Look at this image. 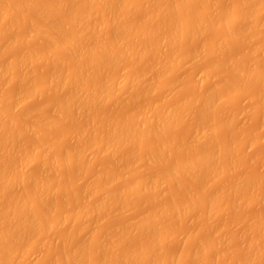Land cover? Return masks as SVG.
Listing matches in <instances>:
<instances>
[{"label":"rangeland","instance_id":"1","mask_svg":"<svg viewBox=\"0 0 264 264\" xmlns=\"http://www.w3.org/2000/svg\"><path fill=\"white\" fill-rule=\"evenodd\" d=\"M20 1L21 0H0V25L3 23V25L0 26V111L4 112V110L5 111L7 110L6 112L9 115L8 116L7 113H5V112L4 113L0 112V124H1V126H0L1 127V130H0V141H1L0 142V160H1L0 161V169L2 167H3V169H5V168L7 169V170L6 169L5 170H6L7 175H9L11 177V181L14 178V180L12 181L14 183L13 184L11 183L12 185H9V186L5 187L4 189L0 188V211H1V208H3V207L5 208V206H6L5 209L7 211L4 213L3 211H5V209H2V211L0 213V225H2V226H0V230H3V229L10 227V226L11 227L15 226V224L17 223V220L19 221V219L21 218V216L23 214L24 215L26 214V216L31 220H33L34 217H35V219L39 218L40 215H42L44 213L47 215V217L49 216V218L51 220H53L59 214L58 216H60L59 217L60 221L58 223H56L54 226H52L51 228H46V230L40 229L38 232H36V234L35 233H31V235L27 234L26 236L20 237V239H18V240L10 241L11 244L17 245L18 250L15 251V253H13L12 256L9 255V258L7 259L8 261H5V263L7 262L6 264H8V262H9V264H17V263L18 264H28V263L29 264H31V263L32 264L33 263L34 264H100L99 262L102 261L103 257H105L103 259L105 261H103V263H101V264H104V262L107 263L106 261H108V263H109V261H111V257L114 256V251L116 250L115 248L118 247L119 246L118 244L122 241V243H121L122 247H121V245L118 247V249H117L118 253L117 254L123 255V253H121V250L119 252V248H123V250L127 254H129V255H131V253L136 254L138 256V258L133 259L129 256H125L126 253L122 250L124 252L123 257L125 256L126 258L128 257V259L131 258L133 260L139 259V261H141L140 258H142L140 256L144 255L143 251H145L147 244L151 245L152 243H154L155 245H152L150 250H152V251L156 250V252H158V253L155 252L156 254L155 253L152 254V256H153L152 258H162V256L164 258L165 257L169 258L171 256V257H174V259H175V257L180 256L179 258L178 257L176 258V259H178V262H176L177 261L176 260L174 263L170 262L171 264H199V262H200V264H237V263L238 264H264V258H263L264 257V253H263L264 252V250H263L264 249V231H263L264 228H262V226H263L262 222L264 221L263 220L264 219L263 218L264 217V214H263L264 213V203H263L264 199L262 197H261V199H259V197H258V194L260 192L262 193L264 191V181H263L264 180V178H263L264 177V104H263V102H264V78L261 79V77H258V78H254V79L249 78L248 80L245 79L246 80L245 83L243 80L244 86L242 85V83H240V84L243 87L240 84H239L240 86L237 85V87L239 86V88L240 87L241 88L240 89L237 88L239 90L237 91V89H236L235 93L232 91V88L235 86H233L231 88V86L234 83V82H232V79H234L235 77L237 78L239 73L241 76V73L243 72L242 74H244L246 72V70L248 72H252V70L255 71V69L261 68V69H259V71L264 69V54L262 55V53H263L262 50L264 51V0H253L252 2H250V4L251 3L252 4L249 5V7H248L249 8V11H248L249 17L245 18L244 20L240 19V21L238 20V22L232 23V25L234 24L233 26L232 25L229 26L230 30H232V31L234 30V32L237 31V33H236L237 37H235V41H233L232 43L231 42L228 43L225 40L227 38L226 36H228L227 35L228 30H227L226 22L231 16H234L239 12L240 4H242L243 0H210V1L209 0H195V3L191 4L192 6H189V7L184 6L179 10V12L177 10L176 12L174 11L173 13H170L171 18H170V16L168 18H167V16L164 17V15L160 16V14H163V12H161L159 14V16H157V15L155 16V19L153 16H151V15H153L151 13H153V12L155 13L156 10H159V8L158 9H156V8L160 5L159 4L160 2H161V4L163 1L167 2L168 5L173 3L172 5L174 7L177 4L178 0H160V1L159 0H153V1L152 0H142V1L137 0L138 2H140V3H138V2L136 3L139 5V7L137 6L138 9L135 7L136 9L133 8L130 10H125L124 6H122L123 3L121 5V2H119L120 5H118V7L114 8V6H113V8L115 9V11L113 13H112V11L114 9L112 7H110V8L113 10L108 8L109 10H111L110 13L114 14L113 17L116 18V19L114 18L116 20L115 21L113 19V17H111V19H113V21H114V22H112V21L111 22L114 24L116 22L117 25H113V27L116 26V28H114V31H115V29H116L115 32L119 33L121 31L122 35L125 33V31H128L129 25L132 26L131 28H133V26H134V28L135 27L138 28L139 31H137V33H136V31L133 32L134 34L132 33L133 35H131V37H130L131 39L128 38V39L124 40L126 42V44H125V42L122 43L121 41H119L120 38H119V40H117V41H119L118 43L121 42L120 43L121 45L125 44L126 47H128V46L130 47V49L129 48H127V49H129V50L132 49L133 51H135V53H134L131 50V52L133 53V56L130 58H129V56H126L128 58L123 56V57H121V58H123V60H121V58H120L119 62L113 60V62H115V63L111 62L112 63L111 64L109 62L111 66L108 64L109 68L107 66H105V67H103L104 70L102 69L103 71L99 72V70H101L99 67H101L102 65L99 64L100 66H97L98 64L96 65V63L94 65V67L96 68V66H97L99 68V70L94 71V69H95L94 67H93L94 69L89 70L90 67H88V66H92V65L91 64L87 65V64H89L90 61L92 62L93 60H91V59L95 58L97 55L95 54L94 55L95 57H93L92 54H90V55L88 54L90 51L88 52L86 50L88 52L87 53L88 55L87 54L84 55L82 58H85V59L80 58L81 60H83V61H81V60L80 61L81 62L88 61V62H86L87 64H85V65H87V67H85L83 65L82 69L88 68L89 71H93L94 73L91 74L87 71H86L87 73H85V71L83 73L82 72L76 73L78 75L80 74V76L82 73V77L77 76L76 74L74 75L75 78H77V79L80 78L79 84H78V80H77V82L75 80V82L77 83V85L75 84L76 86L74 85V87H73V86H71V84L67 86L66 84L64 85V83H63L62 85H60V87L58 86L57 89L54 88L55 86L53 87V86H49L50 84L48 85V83H49L48 81H50L49 80L50 77H54V75L52 74L53 70L56 71L59 68L60 71H56V72L53 71V72L59 73L58 75L61 77V79L58 77V75H56L55 77L56 78L58 77L57 79H59L60 81L62 80L61 81V83H62L64 80L63 78L66 77L67 73L69 72L68 70H70L72 67L74 68V66L76 67L78 65L77 63L79 62L78 61L79 57L82 56L84 52L86 53L85 49L83 51V48H85V47L88 48L90 46L94 47V46L100 44L103 41L102 38L104 37L105 34H106V36L108 35L107 40L104 39L107 42H105V43H103L104 41L102 42L105 46H108L106 44L110 45L112 43L113 36L117 37V35L113 34L114 32H113V27H111L112 25H109L111 23L108 22L111 20L109 17L112 14L108 17L109 18L108 19L107 18V16L109 15L108 11L103 12L104 14L106 13V15H104L101 12L102 10H100V12L102 14H99L100 12H98V11H97V14H95V13L92 14V11H91L90 14H92V15L91 16L88 15L91 18L88 17L89 20L87 18L85 19V17H83L84 13L86 12L85 13V16H86V14H89V12H90L89 11L90 7L88 8L87 4L85 2H87V3L92 2V0H90L89 2H88V0L87 1L85 0L84 3L86 5H84V6L81 5V8L83 9V7H85V11H84L82 17L85 19L84 21L87 20V22H84L87 24L85 26L82 25L80 27L79 26L80 23L79 24L77 23L78 25L75 23L74 24L69 23L67 25L66 23H64V22L62 23L61 21H60L61 23H58V20H62L63 17L67 18L66 11L68 9V6L65 7L66 8L65 9L66 11H65V10H63V7L65 5L61 6L62 9L59 8L58 5H61V4L67 3V2L69 3L71 0H61V1H59V0H31L30 2L32 4L34 1L36 3L34 2V4L31 5V9H30V7H28L25 10L23 8L21 9V7L19 9L18 5H19ZM81 1L82 0H74L73 3H70V4H74L73 5L74 7H71V6H69V7L73 8V9L77 8L76 7L77 4L80 3ZM53 3L55 5L57 4L59 9ZM12 4H13L14 10H12L11 13L8 12L9 14H6L7 15L6 16L5 15V13H6L5 9L7 8L6 6H9ZM40 4L43 6H41ZM75 4H76V6H75ZM148 4H150V5H148ZM140 5L142 7H145V8H141ZM172 5H170V6H172ZM89 6H92V5H89ZM94 6H92V7H94ZM115 6H117V5H115ZM212 6H214L216 8H214ZM227 6H229V7H227ZM48 7H49V9H48ZM86 7H87V9H86ZM152 7H154V8H152ZM193 8H195V9H193ZM231 8H233V9H231ZM91 9L92 10L94 9V11H96L95 8H91ZM117 9H118V11H117ZM146 9H147V11H146ZM58 10H60V11L58 12ZM76 10L77 9H75V11L74 10H72V11H74L75 13H78L79 11L76 12ZM86 10L88 11V13ZM104 10H106V9H104ZM211 10H212V12H211ZM62 11L65 12V14L61 13ZM80 12H82V10ZM177 12L181 13V15L180 14L178 15ZM204 12H206L207 20H206V24H205L204 28L199 30L200 35H199L198 31L194 34L182 35V37L181 36L179 37L175 33L176 27L177 28L181 27V24L184 23V21H189V20H187L189 18L191 20L195 19V21H197L198 19H196V18H198L201 15L202 16L205 15ZM213 12H214V14H213ZM49 13H51L52 15ZM56 13H58L59 15ZM176 13H177V15H176ZM164 14L168 15L166 13H164ZM231 14H233V15H231ZM146 15H148V16H146ZM228 15H229V17H228ZM45 16H46V18H44ZM218 16H220V17H218ZM51 17H52V19H51ZM53 17H54V19H53ZM104 17L108 19V21H106L107 24H106V22H104L105 21ZM151 17H153V18H151ZM177 17H178V19H177ZM224 17H225V19H224ZM122 18H124V19H122ZM166 18L167 19L170 18V20L167 21L168 23L166 22ZM50 19L55 20L54 22H56V19H57L56 23L61 24L60 25L61 29L57 25L56 26H57V28H59L62 31V33H55V35L59 34V35H63V37H65V35L68 34L69 37H72V36H70L69 33L74 32L75 35H73L74 34L73 33L72 34L73 36L76 37L77 36L76 33L78 34V36H80V38H77V39H79L78 40L79 43H77L76 44L77 46L74 47L76 50L74 51L72 49V46L70 47V49H72L74 51V52L73 51L72 52L74 54H77L76 58L72 52H71L72 56L69 55L70 53H68V51L62 52L61 54L59 53L58 54L59 56L58 55L53 56L56 58L58 57L59 59L61 58L60 61L58 63H56V64H58V67L56 66L57 69L53 68V65H55V64L52 65L51 63H53L52 62L53 60L52 61L50 60V58H53L52 57L53 51H51L52 47H53V45H55L57 43H55L53 41L54 44L51 45V43H53V42L50 43V41L48 42L44 38L48 34L47 33L44 36V34L46 33L45 30L47 31V29H45V27H47V23L50 22ZM176 19H177V22L175 23ZM246 19H247V21H246ZM66 20H68V19H66ZM118 21H119V23H118ZM192 21H194V20H192ZM192 21H189V22L191 23ZM195 21L193 23H191L192 27H193V24L195 23ZM132 23H135V24L133 25ZM70 24H73V26L75 25L74 30H73V28H71L73 26ZM103 24H105L106 26L103 27ZM171 24H173V25H171ZM184 24H186V23H184ZM160 25H162V26H160ZM174 25H176V27ZM195 25L196 24H194V26ZM32 26L39 28V30L42 26L43 32L40 31L41 34H40V32L39 33L31 32V29L33 28ZM62 26H64V27H62ZM83 26H84V28H87V29L83 28V30H82L81 28ZM134 28H133V30H135ZM148 28L150 30H154V37L152 39H150L149 36L147 38V33H145V32H147ZM173 28H174V31H173ZM241 28H243V29H241ZM75 29H76V31H75ZM131 30L129 29L130 34H131ZM61 31H59V32H61ZM158 31H159V33H158ZM171 31L174 32V34L172 36H170V34H169V32L171 33ZM30 32L33 34L31 35ZM52 32H54V31L52 30ZM52 32L50 33V31H49L50 34H52ZM108 32H110L111 34L110 33L107 34ZM35 34H37L38 36ZM39 34H40V36H39ZM119 34H118V36H119ZM125 34H124V36L126 37L127 34L126 35ZM130 34L128 33L129 36H130ZM236 34H235V36H236ZM52 35H54V34H52ZM134 35H137V36H134ZM174 35H176V36H174ZM106 36H105V38H106ZM63 37H61V38H63ZM116 37H114V42L117 39ZM122 37H121V39H122ZM125 37H123V39H125ZM61 38L59 36L56 39L60 40ZM138 38H139V40L140 39L141 40L139 41ZM178 38L182 39V40L179 41ZM51 39H53V38H51ZM67 39L68 38H66V39L63 38V40L61 39V41H59L58 44L59 43L61 44L64 40L66 41ZM173 39L175 41H173ZM127 40H128V42H127ZM142 40L144 42H142ZM162 40L164 43L161 44ZM217 40H218V42H217ZM78 41H76V42H78ZM117 41H116V43H117ZM156 41L160 42V43H156ZM209 41L211 43H209ZM98 42H100V43H98ZM212 42H213V44H212ZM139 43L141 45H139ZM149 43H150V45H149ZM216 43L217 44L220 43L219 46L222 49H220L219 46L216 45ZM158 45H159V47H158ZM164 45H165V47L167 46V48H163ZM168 45H172V46H168ZM67 46L68 47L70 46L69 43L68 44L66 43V46L64 47V49ZM115 46H118V44ZM120 46L117 48L115 47L114 49H116L117 52L121 51L124 47H122V46L120 47ZM160 46H162V47H160ZM31 47L33 48V50ZM49 47H51V48H49ZM56 47H53V50L56 49ZM61 47H63V45ZM61 47L60 48L58 47L59 48L57 50L58 52H61L60 51L62 49ZM126 47H125V51H127ZM224 47H226V48L224 49ZM43 48H45V49H43ZM92 48H91V51H92ZM142 48H144V50ZM151 48H153V49L151 50ZM199 48H201V49H199ZM67 49L69 50V52L71 51L69 48H67ZM139 49H142V51L141 50L139 51ZM174 49H175V52H174ZM48 50L50 52H48ZM65 50H63V51H65ZM165 50H167L168 52ZM172 50H173V52H172ZM250 50H251V52H250ZM254 50H255V52H254ZM33 51L37 54H35ZM107 51L109 53L110 51H112V48L108 47ZM153 51H154V53H153ZM32 52H33V54H32ZM117 52H116V55H118V53H119V52L118 53ZM124 52H122V53H124ZM139 52H140V54H139ZM92 53H93V51H92ZM104 53H105V55L108 54L105 52V49H104ZM141 53H143V55ZM147 53L149 55H147ZM177 53H178V55H177ZM196 53H197V55H196ZM222 53H223V55H222ZM101 54H103V53H101ZM101 54L99 56H101ZM110 54H112V53L110 52ZM164 54H166V55H164ZM172 54H173V57H172ZM23 55H25V56H23ZM60 55H62L64 57H62ZM68 55H69V58H67ZM105 55H104V58L106 57ZM116 55H114V57H117V59H118L119 58L118 56H120V55H118V56H116ZM240 55L242 57H240ZM157 56H159V57H157ZM182 56H184V58ZM230 56H232V57H230ZM236 56H239V58H237ZM101 57H103V55ZM139 57H140V59H138ZM171 57L172 58L175 57L173 59L175 61H172L173 64H175V65H173L170 62ZM186 57H188V58H186ZM58 58H57V61H58ZM131 58H132V60H131ZM53 59H55V58H53ZM156 59H157V61H156ZM166 59L169 60V64H171V65H168L169 66L168 67L167 65L164 66L162 63V64H160V66L163 65V67H160L158 65L159 62L168 61ZM177 59H179L180 62ZM29 60L31 61V63L29 62ZM239 60H241V61H239ZM57 61H54V62H57ZM234 61H236V62L238 61L239 62V63L237 62L238 65L232 64V62H234ZM252 61H253V63H252ZM92 63H94V62H92ZM118 63H120V64H118ZM147 63H148V65H147ZM177 63L181 64V65L178 66ZM258 63H260V64H258ZM164 64H165V62H164ZM166 64H168V62ZM261 64H262V66H261ZM104 65H106V63ZM252 65L253 66L256 65L255 68ZM218 66H220V67H218ZM172 67H174V68H172ZM234 67L237 71L236 70L233 71ZM76 68H78V67H76ZM76 68H74V72H78L75 70ZM157 68H159L161 70H159ZM215 68H217V69H215ZM79 69H80V67H79ZM141 69H142V71H140ZM147 69H149V70H147ZM208 69L210 70V74H209ZM130 70L134 71V72L138 71L137 74L140 71L141 73L138 75L141 77L140 78L138 77L139 79L134 78V79H136L135 82H134V79L133 80L131 79L128 81V83H126V84L123 83L125 85L121 84L120 83L121 81L118 82L119 80H117V79H120L121 77H122L121 79H123L124 78L123 75L125 73H130L131 72ZM80 71H82V70L80 69ZM124 71H125V73H124ZM70 72H73L72 69ZM169 72H171V73H169ZM218 73H220V74L218 75ZM50 74H52V75H50ZM222 74H223V76H222ZM236 74H238V75H236ZM69 75H72V74L70 73ZM104 75H106V78ZM74 76L72 75V77H74ZM91 76H92V78H91ZM96 76H98V77H96ZM143 76L144 77L146 76V77L142 78ZM232 76H234V77H232ZM67 77H66V79H68ZM85 77H87V78H85ZM94 78L95 79L98 78V79H96L97 83L101 82V81H99L100 78L103 80L105 78L106 81H108V82L112 81L111 83H114L113 80H116V82L123 85V87L121 88V86L119 84L118 86H120L121 90L119 89V91H117V92L116 91L114 92V90H112L115 93V95H114L115 97L113 96V99L112 100L110 99L109 102H107L108 100L104 101L103 99L102 100L100 99L99 100L100 103H99V101L97 102L96 100L93 103L92 102L93 98H91V101H89V102H92V103L88 104L87 106H85V104H83L84 107L82 104L79 106V104L81 102L78 104L79 107H75V106H77V105H75L73 108L70 107L71 108L70 110L68 107L67 108L57 107V104L59 102H61V100H63V98L66 99V98L70 97L71 93L75 95V93H73L74 91L76 92V90H78L77 94H78V92H81L83 89H81V91H80V88H82V86H85V83L87 85L86 87H88L89 84L92 85L91 82L95 81ZM236 78L233 81L238 82V80ZM72 80H74V78H72ZM81 80H83V81H81ZM141 80H143V81H141ZM138 81H140V82H138ZM248 81H250V82H248ZM103 82H102V85H105V82L104 83ZM137 82L140 84L138 85ZM175 82H177V83H175ZM231 82H232V85H231ZM97 83H96V85H97ZM144 83H145V85H144ZM170 83H172V85ZM174 83L176 85H174ZM236 83H234V84L236 85ZM46 84H47V86H46ZM216 84H218L219 86ZM220 84H222V86H220ZM93 85H95V84H93ZM98 85H100V84H98ZM98 85H97V87H95L96 89H98ZM61 86H63V88ZM106 86H108V83ZM168 86L169 87L172 86V87L169 88ZM52 87H53V89H52ZM112 87H116L115 83H114V85H112ZM112 87H110V88H112ZM215 87H216V89H215ZM83 88H85V87H83ZM105 88H107V87H105ZM100 89H101V87L99 88L98 91H100ZM108 89H109V87H108ZM234 89L235 88H233V90ZM212 90H214V91L217 90V91H215V93H214V91H212ZM101 91H102V89H101ZM110 91H111V89H110ZM129 91L130 92L132 91V92L130 93ZM211 91L214 94V95L213 94H211V95L215 96V94H216V97H217V93H219L218 95H220V97L218 96L219 97L218 99H216L214 102H211V104H209V106H210L209 108L205 107L206 109L203 110L204 106L202 109L200 108L201 106L198 107L199 104H197V101H200L203 98L208 97L206 95L211 93ZM228 91L230 94L228 93ZM102 92H104V91H102ZM113 92H110V93H113ZM221 92H222V94H221ZM69 93H70V95H67ZM82 93L84 94L83 91L80 94L83 95ZM128 93L130 94V96H128ZM135 93H137V94H135ZM116 94H117V96H116ZM224 94H225V96H223ZM231 94H233V95H231ZM84 95L86 96L87 94L85 93ZM84 95L82 97L78 96L77 99L81 100V98H83ZM112 95H111V98H112ZM76 96H74V97H76ZM131 96H132V99L134 98L133 100L131 99ZM136 96H137V98H136ZM228 96H230V97H228ZM188 97H190V98H188ZM196 97H198L199 99L198 100L196 99L197 101H195L196 103H194L195 105H193L192 101L195 100ZM201 97H203V98L200 99ZM115 98L116 99L118 98V99L116 100ZM258 98H259V100H258ZM24 99H25V101H24ZM89 99H90V97L88 98V100ZM8 100H10V102ZM58 100H60V101H58ZM86 102H87V100H86ZM89 102H87V103H89ZM16 103H17V105H15ZM196 104H197V106H196ZM184 105H186V106L184 107ZM89 106H91V108H89ZM145 106H147V107H145ZM166 106H168V107H166ZM171 106H172V108L174 107L173 109H175L176 107L177 108L183 107L184 109L181 110L182 112L180 111L181 113H179V111H178L177 112L178 114L176 113L177 115H175V117L172 118L173 123L170 120L171 123L169 122L168 125L166 123V125L161 126L160 129H158V131L156 130V134H155V131H152V130H147V131H149V132L151 131L154 134L142 132L143 134L141 133L142 134L141 136L139 134L140 137L138 136L139 138L137 137V139L134 140V142H131V141L129 142L130 145L129 144L127 145V143H126V145L122 144V146H119V148L116 147L117 149L113 150L114 152H112V154L109 153L106 149H105V151L108 153H105L104 149H102L100 147L101 145L104 146L103 142L101 145H97V139L98 138L100 139V137L103 138L101 135H103V134L105 135L106 132L104 133V131H105L106 127L111 128L110 123L115 122L117 120L115 123H113V125L114 126L115 125L121 126L120 125L121 123H123V124H124V122L127 123V121L129 120V117H131L132 114L133 115H132L131 119H133V117L138 119L139 117L141 118V116L145 117L144 116L145 113L149 114L150 110L151 111L154 110L150 113H153V112L155 113L156 109L162 110V108H164V110L167 111V108L171 109ZM212 107L215 109L212 110L213 109ZM53 108H55L54 112H53ZM180 108H178V110ZM246 108H248V109H246ZM39 109H40V111H38ZM72 109H74V110H72ZM144 109H146V110H144ZM207 110H209V112ZM9 111H11V112H9ZM165 111H163V112L165 113ZM174 111L176 112V110H174ZM35 112H37V113H35ZM39 112H41V113H39ZM60 112H62V113H60ZM212 112L214 115L212 114ZM28 113H30V114L27 116ZM130 113H132V114H130ZM157 113H159V112H157ZM160 113H161V111H160ZM126 114H127V116H126ZM174 114H173V116H174ZM138 115H140V116H138ZM60 116H62V117H60ZM23 117H24V119H22ZM126 117H128V120L124 121L125 119H127ZM176 117H177V119H176ZM207 117H208V119H207ZM3 118H4V120H3ZM48 118H49V120H48ZM34 119H37V120H34ZM140 120H139V122H142ZM14 121L16 123H14ZM227 121H229L230 123L229 124L226 123ZM48 122H50V124H48ZM54 122H55V124H54ZM106 122H107V124H106ZM134 122L136 124L138 122H137V120L133 121V124L131 122L132 126L134 125L135 128H137V127L141 128L142 127L141 126L142 123H140V126H141L140 127V126H135ZM224 123H226V124H224ZM117 124H119V125H117ZM227 124H228V126H227ZM33 125H35V126H33ZM129 125H130V123H129ZM138 125H139V123H138ZM25 126L26 127L28 126V127L26 128ZM18 127H20V128L25 127V131L22 130L23 132H20ZM94 127L98 128V129H95ZM101 127H103V128H101ZM109 128H108V130H109ZM205 128L207 130L209 129L208 131H210V132H208L207 130L204 131V133L208 132V133H206V134H208L207 136L203 135L204 137L205 136L208 137V138H206L207 140L203 136H201L202 134L199 136V132L201 133V131L204 130ZM213 128L218 130V131L214 130ZM11 130L13 132H10ZM108 130H106V131H108ZM195 131H196V133H195ZM211 131H212V134H210ZM213 131H216V132L213 133ZM7 132H10L13 134V137H12L13 139L7 137ZM15 132H17V133H15ZM88 133H90V134H88ZM12 134H11V136H12ZM9 135L10 134H8V136ZM88 136H90V137H88ZM196 136L199 137V139ZM202 138H204V139L201 140ZM85 139H86V141H85ZM99 139H98V141H99ZM82 140H84V141H82ZM87 140H88V142H87ZM95 140H96V142H95ZM204 140H206V141H204ZM79 141H80V143H79ZM151 141H153V142H151ZM200 141H202L203 143ZM228 142H231L233 144V147H232V144L230 143L231 146L229 147L230 149L226 150L227 153L225 152L226 154L223 153V155L220 154L218 152L219 149L224 148V147H228L229 146ZM87 144H90V145H87ZM98 144H100V143L98 142ZM224 144H226L227 146ZM240 144H242V145H240ZM40 145H42L43 148L47 147L46 151H45L46 153L44 152L45 155L38 153L39 150L38 151L36 150V149H39ZM217 145H218V147H217ZM42 146H40V148H42ZM154 146H157L159 148L158 149H157V147L154 148L155 149V151H154L153 150ZM93 147H95L96 149L98 148V149L96 150ZM146 147H147V149H146ZM78 148H80V149H78ZM197 148H199V149H197ZM209 148L211 150H209ZM76 149L79 150L78 152H80V154H82V156L80 159H78V161L75 158L76 159L75 163H72V160L74 159V156L76 155L75 152H77ZM150 149H152V150H150ZM156 150H157V152H156ZM200 150H202V152H208L212 155L211 160H210V162H212V163H208L206 168L204 167L200 172H198V174L196 172L197 175L196 174L191 175L190 173L187 174V172H184V171L178 172V170H176L177 173L175 171L176 174L174 173L175 174L174 177H169V178L167 177V175H168L167 172H169V169L171 166H174V164H175V166H178L179 163H181L182 161L188 162L190 160L189 158L192 156V154L194 152H195L194 154H196ZM73 151H74L75 155L73 156L72 160L69 159L70 160V162H69V160L67 161V157L69 155H71L70 152L73 153ZM152 152H153V155L150 157ZM14 153H15V156L13 155ZM83 153H85V154H83ZM132 153L138 159L133 158L134 155ZM167 153H168V155H167ZM216 153H217V155H219V156H216L217 158L215 157V155H213ZM138 154H139V157L137 156ZM77 155H79V153H77ZM127 156H128V159L126 158ZM71 157H72V155H71ZM118 159L119 160L121 159V161H119ZM141 159H143V160H141ZM51 160H53V162ZM147 161H148V163H147ZM28 162H30V163L28 164ZM213 162L214 163L218 162V164L221 166H219V165H217V166L221 167V168L214 170L216 168V165H214ZM222 162H223V164H222ZM23 165H24V167L28 166L29 168L27 167L24 169ZM212 166L214 167L213 169H212ZM14 168H15V170H14ZM207 168H208V170H206ZM3 169L0 170V172L1 171L3 172ZM166 170H168V171L166 172ZM13 171H15V173ZM8 172H9V174H8ZM20 173L23 176L22 183L20 180H18V178L20 177L19 176ZM220 173H222V174H220ZM164 174H166V176ZM4 175H6V174L5 173L0 174V180L4 177ZM9 176H7V177H9ZM105 176H106L107 180L105 179ZM179 176H181V177H179ZM256 177H259V178H257L258 180L254 181V179ZM260 177H262L263 180H262V178L260 179ZM143 178H146V179L149 178L147 182H150V178H152L153 181L155 180V182L149 184L148 186H147L148 183L145 184L146 187L143 186L144 188L142 187V188L137 190L139 193L137 192L136 194H133V193L130 194L128 186L133 182L135 183V181L136 182L140 181V179H142L141 181H143ZM207 178H209V179H207ZM19 179H21V178H19ZM24 179H26V180L24 181ZM41 179L45 180V182L48 185V188L50 190H48L49 191L47 193L48 195H46V197L45 196L42 197L43 199L41 198V201H40L39 198H35L32 196L36 195L35 192H37V191L35 190V188L36 189L39 188V186H37V185L41 184V183H39V181ZM102 179H105L107 181V183L105 182V180H102ZM146 179H144V181H146ZM152 179H151V182H153ZM238 179L239 180L241 179V182L237 181ZM242 179H245V180H242ZM160 180H161V182H160ZM17 181H18V183H17ZM236 181L239 183V185L235 184ZM242 181H244V182H242ZM40 182H42V180ZM240 183H243V184H240ZM162 184H163V186H162ZM258 184L260 186H258ZM237 185L239 187H237ZM49 186H51V187H49ZM235 186L237 187V190L239 192L234 189ZM126 187H127V189H126ZM223 188H225V189H223ZM144 189H146V190H144ZM204 189H205V191H204ZM221 189H223L225 193H220L219 191ZM232 189H234L236 193L233 192ZM1 190H3V191H1ZM102 190H104V191H102ZM153 190H154V192H153ZM199 192H201V194L204 193V195H205V193L209 194V195L213 194L214 195L213 197H215V196L217 197V198H215L216 200L214 199L216 202L214 201V203H215L214 208L210 214L207 213L206 205H204V202H203V200L205 198L203 199L202 197H200L201 195L197 194ZM215 192H218V193H216V195H215ZM22 194H24V195H22ZM102 194H105V196L104 195L102 196ZM107 194H110L112 196V198H110L109 197L110 195L108 196ZM195 194L199 195L200 198L197 196L195 197L196 199L197 198L199 199V200L197 199L198 203L196 202L197 200L195 199L196 203L193 204L194 206L191 209L192 211L191 210H190L191 212L189 211L190 212L189 214H187L188 212L187 213L185 211L183 212V210L180 213L174 211L175 214H172L173 213L171 211L172 208H170L168 205H170V204L174 205L175 204L174 207H179L180 206L179 204L183 202V204H181L180 207L186 206V205H188L187 201L189 199L191 200L192 197L195 196ZM106 195L108 196L110 201L112 199V201L110 203L103 204L104 207L108 206V204H111L108 206V209H107V207L103 208V206L101 205V202H100V201H102L100 197H102L103 200L105 197V199L107 200ZM21 196L22 197L24 196V198L32 197V198H35V200H36V201H33L31 205H29L31 210L29 209V207H27L24 209L23 214L20 210H19L20 212L18 211V208L16 209V206L14 208L10 204V203H12V205H13L12 201L18 197H21ZM247 196H248V198H247ZM122 197H124L125 199ZM130 197H132V198H130ZM201 198L203 200H201ZM222 198H224V199L222 200ZM193 199H194V197H193ZM4 200H5V202H4ZM220 200H222V201H220ZM107 201L109 202V200H107ZM232 201L233 202L236 201L233 206L230 205V204H233ZM246 201L249 202V205L246 204L247 203ZM44 202H47V203L44 204ZM126 203H129V204L127 205ZM225 203H226V205H225ZM33 204H34V206H32ZM37 204H38V206H37ZM122 204H123V206H122ZM161 205L162 206H164V205L168 206L167 212L170 211L171 213H167L168 214V216L166 215L167 217L162 216L165 214L164 213L165 209ZM223 205H225L224 209H223ZM160 207L164 209V211H162V214H161L162 218L161 219L157 218L158 220L154 221L156 224H154L152 221L151 223H153V224L151 226H149L150 224L149 225L145 224L143 221L145 219H147L149 216V218L147 220H145V222L147 223V221L151 218L150 215H152V216L155 215L156 212L159 211L158 208L160 209ZM188 207H189V209L191 208V206H188ZM34 208H37V209H34ZM99 208H100V210H99ZM169 208H170V210H169ZM217 208H218V211H217ZM42 210H43V212H41ZM154 210H156V211H154ZM160 210H162V209H160ZM37 211H40V212H37ZM69 211H71V212H69ZM2 212H3V214H2ZM82 212H84V213H82ZM88 212H90V213H88ZM30 213H32V214L30 215ZM176 213H179L180 215L176 214ZM181 213H183V214H181ZM34 214H36V215L34 216ZM145 215H146V218H144ZM169 215H171V216H169ZM140 216H142V217H140ZM61 217H62V221H61ZM138 217H139V219H138ZM13 218H14V220H13ZM135 218H137L138 220L137 219L135 220ZM244 218L246 221L244 220ZM259 218L260 219L263 218L262 219L263 221H261ZM255 219H257V220H255ZM8 222H10V223H8ZM141 222L144 223L145 227H146V225H148L149 227L147 226L148 228H142L143 226H142ZM2 223L4 224V226ZM258 223H260L262 226H260V224H258ZM121 224H122V226H121ZM124 224L125 225L127 224L128 226H125ZM248 226H249V228H248ZM155 227H157V228H155ZM107 228L108 229L111 228V229L108 231ZM116 228H118V229H116ZM132 228H133V230H130ZM119 229H123V231L125 229H127L128 231L129 230L130 231L129 232L127 231L126 234L124 231L123 234H125L126 236H124L125 237L124 238L123 234H122L123 238L120 239L119 237L121 234L119 236L116 235L117 233L115 234V232H113V234H112V231H116V230L120 231L119 233H121V230H119ZM242 229H243V231H242ZM147 230H148V232H145ZM257 231H259V232H257ZM132 232H133V234H132ZM153 232H154V234H153ZM130 233H131V235H130ZM139 233H141V234H139ZM157 233H158V235H157ZM234 233L236 235H234ZM243 233H244V235H243ZM246 233H248V234H246ZM227 234H229V235L226 237ZM207 235H208V237H207ZM232 236H234V237H232ZM112 238H114L113 241H112ZM168 238H170V239H168ZM211 239L215 243L213 241H212V243H210ZM240 239H242V240H240ZM93 240H95V241H93ZM200 240H201V242L199 244ZM251 240H252V242H251ZM103 242H104V244H103ZM243 242H244V244H243ZM201 243H203V244H201ZM249 243H250V245H249ZM215 244H218V247ZM222 244H223V246H222ZM82 245H84V246H82ZM8 246L6 247L7 250L4 247L3 248L0 247L1 251L5 252V253L11 252L10 251L11 246L10 247H8ZM104 246H106L107 248L106 247L104 248ZM159 246H160V250L158 251V249H156V248H159ZM202 246L204 248H202ZM197 247L199 249H197ZM100 248H101V250H99ZM195 248H196V250H195ZM202 249H204V252H206V253H204L202 251ZM211 249H213V250H211ZM244 250H246V251H244ZM130 251H132V252H130ZM134 251H136V252H134ZM101 252H102V254H101ZM199 252H203V253H200L198 255ZM252 252H254V253H252ZM115 253H116V251H115ZM146 253L148 255L147 251H146ZM146 253H145V255H146ZM178 253H180V255ZM257 253L259 254L258 255L259 259H258V257L252 259L251 257L253 255H256ZM117 254L115 255L116 259L118 256ZM145 255H144L145 258L150 256V255H148V256H145ZM1 256H2V254H1ZM65 256L68 259L65 258ZM101 256H102V258H101ZM71 257H73V258H71ZM123 257L121 258L122 261L127 260L125 258L123 259ZM144 257L142 259H144ZM89 258H93V261H92V259H90L91 260V262H90ZM9 259H11V260H9ZM17 259H18V261H17ZM108 259H110V260H108ZM146 260H147V258H146ZM254 260H256V261H254ZM10 261H12V262H10ZM14 261L17 263H15ZM84 261L87 263H85ZM119 261H120V256H119L118 263H120ZM128 261L129 260H127L126 264H132V263L134 264V262L131 261L132 263H128ZM136 261H138V260H136ZM139 261L136 264H141V263L151 264V262L145 261V262L140 263ZM92 262H94V263H92ZM152 262L154 263V259ZM170 263L168 262L165 264H170ZM121 264H123V262ZM162 264H164V263H162Z\"/></svg>","mask_w":264,"mask_h":264},{"label":"bare ground","instance_id":"2","mask_svg":"<svg viewBox=\"0 0 264 264\" xmlns=\"http://www.w3.org/2000/svg\"><path fill=\"white\" fill-rule=\"evenodd\" d=\"M30 1H31V0H21L20 3H19V5H18V6H19V9H20V7H21V9L23 8L24 10L27 9L28 7H30V9H31V5H33L35 1H34V2L32 1L33 4H32ZM59 1H61V0H59ZM84 1H85V0H82L80 3H78L79 5L77 4V6H76V4H75V6H76L77 8H74V9L69 7V6L74 7V6H73L74 4H70V3H73L74 0H71L69 3L67 2V3H64V4L58 5L59 8H61L62 5H63V6L65 5V6L63 7V10H65V9H66L65 7L68 6L67 11L65 10V11H66V14H67V15H66L67 18H66V17H65V18L63 17V18H62L63 21H62V20H58V23H61V22L63 23V22H64V23H66L67 25H68L69 23H73V24H74V23H75V24H77V23L79 24V23H80V24H79L80 27H81L82 25L85 26L87 23H84V22H87V20H86V21H84V20H85L86 18L89 20V18H91V17H89V16H91V15L94 14V13L97 14V11L100 12V10H102V11H101L102 13H103L104 11H105V12L108 11V14H109V15L107 14V15H108L107 18H108V17H109L114 11H115L114 8L118 7V5H120L119 2H121V5H122V3H123L122 6H124L125 10H130V9L135 8V7L137 8V6L139 7V5L136 4V3L138 2L137 0H120V1H119V0H92V2H89L90 0H88L89 3H87V2H85V3L87 4V7H88V8L90 7V10H89L90 12H89V14H86V16H87V17H86V16H85V13H86V12L84 13V11H85V7H83V9L81 8V5H82V6L86 5V4L84 3ZM86 1H87V0H86ZM135 1H136V2H135ZM141 1H142V0H141ZM152 1H153V0H152ZM152 1H151V2H152ZM159 1H160V0H159ZM209 1H210V0H209ZM252 1H253V0H245V1L243 0L242 4H240L239 12H238L236 15L231 16V17L227 20V22H226V26H227V30H228V33H227L228 36H226L227 38H226L225 40H226L228 43H230V42L232 43L233 41H235V37H237V34H236L237 31L234 32V30H233V31L230 30L229 26H231L232 23L238 22V20L240 21V19H243V20H244L245 18H248V17H249V12H248V11H249V8H248V7H249V5L252 4V3L250 4V2H252ZM46 2H47V1H46ZM240 2H241V1H240ZM12 3H13V2H12ZM35 3H36V2H35ZM42 3H43V2H42ZM48 3H49V2H48ZM58 3H59V2H58ZM62 3H63V2H62ZM81 3H82V4H81ZM91 3H92V4H91ZM138 3H140V2H138ZM141 3H142V2H141ZM154 3H155V2H154ZM192 3H195V0H178L177 4H176V5L174 4L175 6L173 7V5H172L173 3L170 4V5H172V6H170V5H168L167 2H164V1H163L162 4H161V2L159 3L161 6L159 5L160 7L158 6V7L156 8V9L159 8L160 11H159V10H156L155 13H154V12H153V13L150 12V13L153 14V15H151V16H153L154 19H155V16H156V15L159 16V14H160L161 12H163V14H160V16H161V15H164V17L167 16V18L170 16V18H171L170 13H173L174 11L176 12L177 10H178V12H179V10H180L182 7H184V6H185V7H187V6H188V7H189V6H192V5H191ZM238 3H239V2H238ZM8 4H9V3H8ZM53 4H54V3H53ZM69 4H70V5H69ZM40 5H41V4H40ZM54 5H55V4H54ZM89 5H92V6L95 5V6L92 7V6H89ZM115 5H117V6H115ZM148 5H150V4H148ZM241 5H242V6H241ZM41 6H43V5H41ZM52 6H53V5H52ZM55 6H57V4H56ZM58 6H57V8H58ZM79 6H80V7H79ZM113 6H114V8H113ZM140 6H141V5H140ZM145 6H146V5H145ZM6 7H7V8H6L7 10L5 9V12H6L5 15L11 13L12 10H14V8H13V4H12V5H9V6H6ZM38 7H39V6H38ZM78 7H79V8H78ZM87 7H86V9H87ZM110 7H112L114 10L111 9ZM146 7H147V6H146ZM212 7H214V6H212ZM227 7H229V6H227ZM232 7H233V6H232ZM59 8H58V9H59ZM69 8H70V9H69ZM91 8H95L96 11H94V9L92 10ZM96 8H97L98 10H97ZM108 8L111 9V10H113L112 13H110L111 10H109ZM120 8H121V7H120ZM120 8H119V9H120ZM136 8H135V9H136ZM141 8H145V7H142V6H141ZM152 8H154V7H152ZM214 8H216V7H214ZM237 8H238V7H237ZM48 9H49V7H48ZM52 9H53V8H52ZM61 9H62V8H61ZM71 9L74 10V11H75V9H77L76 12H77V11L80 12V11L82 10V12H80V13H79V12H78V13H75V12L72 11ZM78 9H79V10H78ZM104 9H106V10H104ZM107 9H108V10H107ZM137 9H138V8H137ZM150 9H151V8H150ZM193 9H195V8H193ZM210 9H211V8H210ZM231 9H233V8H231ZM251 9H252V8H251ZM251 9H250V10H251ZM262 9H263V8H262ZM50 10H51V9H50ZM68 10H69V11H68ZM186 10H187V9H186ZM205 10H206V9H205ZM208 10H209V9H208ZM234 10H235V9H234ZM59 11H60V10H58V12H59ZM86 11H87V10H86ZM91 11H92V14H90ZM117 11H118V9H117ZM133 11H134V10H133ZM146 11H147V9H146ZM157 11H158V12H157ZM187 11H188V10H187ZM192 11H193V10H192ZM229 11H230V10H229ZM8 12H9V13H8ZM101 12H100L99 14H102ZM178 12H177V13H178ZM181 12H182V11H181ZM184 12H185V11H184ZM211 12H212V10H211ZM235 12H236V11H235ZM235 12H234V13H235ZM61 13L65 14V12H63V11H62ZM81 13H82V14H81ZM83 13H84V16H83ZM87 13H88V11H87ZM116 13H117V12H116ZM126 13H127V12H126ZM144 13H145V12H144ZM164 13H166V14H168V15H165ZM177 13H176V15H177ZM230 13H231V12H230ZM47 14H48V13H47ZM49 14H51V13H49ZM56 14H58V13H56ZM103 14H104V13H103ZM179 14L181 15V13H178V15H179ZM204 14H205V15H203V16L201 15V16H199L198 18H196V19H198L197 21H195V19H192V20L195 21L194 24H196L195 26H194V24H193V27L191 26V25H192L191 23H193L194 21H192L190 18L187 19V20L192 21L191 23H190L189 21H184V23H186V24L182 23V24H181V27H179V28H177L176 25H174V26L176 27L175 33H176L179 37H180V36L182 37V35L194 34V33H196L197 31H198V33H199V30L203 29L204 26H205V24H206V20H207L206 12H204ZM209 14H210V13H209ZM213 14H214V12H213ZM51 15H52V14H51ZM58 15H59V14H58ZM58 15H57V16H58ZM88 15H89V16H88ZM104 15H106V13H105ZM113 15H114V14H112L109 18L111 19V17H113ZM118 15H119V14H118ZM190 15H191V14H190ZM220 15H221V14H220ZM231 15H233V14H231ZM252 15H253V14H252ZM6 16H7V15H6ZM54 16H55V15H54ZM63 16H64V15H63ZM82 16L85 17V19H84ZM98 16H99V15H98ZM126 16H127V15H126ZM146 16H148V15H146ZM197 16H198V15H197ZM211 16H212V15H211ZM61 17H62V16H61ZM88 17H89V18H88ZM100 17H101V16H100ZM141 17H142V16H141ZM149 17H150V16H149ZM153 17H151V18H153ZM174 17H175V16H174ZM179 17H180V16H179ZM218 17H220V16H218ZM228 17H229V15H228ZM44 18H46V16H45ZM48 18H49V17H48ZM104 18H105V17H104ZM107 18H105V19H104L105 21H104V20H103V21H104V22L108 21L109 18H108V19H107ZM114 18H115V17H113V19H114ZM159 18H160V17H159ZM167 18H166V22L170 20V18H169V19H167ZM194 18H195V17H194ZM214 18H215V17H214ZM3 19H4V18H3ZM51 19H52V17H51ZM51 19H50V22L47 23V27H45V29H47L48 32L45 30L46 33H45V34L43 33V34H44V36H45L47 33H48V34H47L44 38H45L48 42L50 41V43L54 41V42L57 43V44H58L59 41H61V39L63 40V38H64V39H66V38L69 39V40L67 39L66 41L64 40V41L61 43V44L63 45V47H61L62 45H61L60 43H59L58 45H57V44L53 45V47H56V46H57V47H56V49H54V50H53V47H52V50H51V51H53V55H52V57H53L54 55L57 56L59 53L61 54L62 52H66V51H68V53H70L69 55L72 56L71 52H72L73 50H74V51L76 50L74 47L77 46V45H76L77 43H79V41H78L79 39H77V38H80V36H78L77 33H76V35H77L78 37H77V36H76V37L73 36V35H75L74 32L69 33L70 36H72V37H69L68 34H66L65 37H63V35H59V34H58V35H55V33H62V31L60 30V29H61V26H60L61 24L56 23V22H57V19H56V22H54L55 20H51ZM53 19H54V17H53ZM66 19H68V20H66ZM106 19H107V20H106ZM113 19H111L110 21H108V22L111 23V24H109V25H112L111 27H113V25H117L116 22H115V24L112 23V22H114ZM115 19H116V18H115ZM115 19H114V20H115ZM119 19H120V18H119ZM119 19H118V20H119ZM122 19H124V18H122ZM149 19H150V18H149ZM156 19H157V18H156ZM177 19H178V17H177ZM177 19H176L175 23L177 22ZM215 19H216V18H215ZM218 19H219V18H218ZM218 19H217V20H218ZM224 19H225V17H224ZM82 20H83V21H82ZM125 20H126V19H125ZM127 20H128V19H127ZM150 20H151V19H150ZM158 20H159V19H158ZM161 20H162V19H161ZM173 20H174V19H173ZM210 20H211V19H210ZM253 20H254V19H253ZM60 21H61V22H60ZM67 21H68V22H67ZM101 21H102V20H101ZM111 21H112V22H111ZM115 21H116V20H115ZM123 21H124V20H123ZM142 21H143V20H142ZM154 21H155V20H154ZM246 21H247V19H246ZM89 22H90V21H89ZM143 22H144V21H143ZM164 22H165V21H164ZM209 22H210V21H209ZM224 22H225V21H224ZM224 22H223V23H224ZM81 23H82V24H81ZM83 23H84V24H83ZM102 23H103V22H102ZM118 23H119V21H118ZM130 23H131V22H130ZM138 23H139V22H138ZM138 23H137V24H138ZM146 23H147V22H146ZM150 23H151V22H150ZM150 23H149V24H150ZM167 23H168V22H167ZM73 24H70V25L73 26ZM78 24H77V25H78ZM106 24H107V22H106ZM132 24L134 25L135 23H132ZM132 24H131V25H132ZM143 24H144V23H143ZM177 24H178V23H177ZM179 24H180V23H179ZM221 24H222V23H221ZM251 24H252V23H251ZM1 25H3V23H2ZM1 25H0V26H1ZM43 25H44V24H43ZM56 25H57L60 29L57 28ZM70 25H69V26H70ZM77 25H76V26H77ZM109 25H108V26H109ZM146 25H147V24H146ZM171 25H173V24H171ZM233 25H234V24H233ZM233 25H232V26H233ZM243 25H244V24H243ZM33 26H34V25H33ZM33 26H32V27H33ZM35 26H36V25H35ZM44 26H45V25H44ZM65 26H66V25H65ZM74 26H75V25H74ZM74 26H73V27L70 26V27L73 28V30H74ZM84 26L81 28L82 30H83ZM104 26H106V25L103 24V27H104ZM120 26H121V25H120ZM124 26H125V25H124ZM142 26H143V25H142ZM160 26H162V25H160ZM235 26H236V25H235ZM257 26H258V25H257ZM259 26H260V25H259ZM5 27H6V26H5ZM32 27H31V28H32ZM62 27H64V26H62ZM66 27H67V26H66ZM131 27H132V26L129 25V27H128V31H125V33L127 32V33H126L127 35L124 33V34L126 35V37L124 36V34L122 35V32H121V31L119 32L120 34H119L118 32H115L116 29H115V31H114V28H116V26L113 27V32H114L113 34H114V35H117V37H116V36H113L112 43L110 44L111 46H110L109 44H106V45H108V46H105V45L103 44V43L107 42L106 40H107V36H108V35L106 36V34H105L104 37L102 38L104 42L101 40L103 43L100 41L101 43L98 42V43H100V44H98V45H96V46H94V47L92 46L93 48H92L91 46L88 47V48H87V47L83 48V51H84V49H85V51L87 50L88 52H89V51H90V52L88 53V52L86 51V53L84 52L85 54H84V53H83V55L81 54L82 56L79 55V56H80V57H79V60H78L79 62H78V61H77L78 63L76 62V63L78 64V65L76 64V65H77L76 67H78V68H76V67L74 66V68H76L75 70L78 71V72H74V68H73V67L71 68L73 72H70L71 69L68 70L69 72H68V71H67V72H68L69 74L71 73L73 76H74L76 73H80V72L83 73L84 71H85V73L89 72V73L92 74V73H94V72H93V71H89V70H92V69L95 68V67H94L95 63H96V65L98 64L97 66L102 65V66H101L102 68L99 67L101 70H99V68H98L97 66H96V68L94 69V71H98V70H99V72H100V71H103V70H104L103 67H105V66L108 67V66L110 65V63L113 62V60L119 62V61H120V58L123 57V56H124V57L129 56V58L132 57V56H133V53H132V52L135 53V51H133V50L131 49V50H132V52H131V50H129L130 47H129V46L126 47V45H125L126 42H125L124 40L130 38L131 35L134 34L133 32L136 31V33H137V31H139V30H138V28H136V27L134 28V26H133V28H134L135 30H133V28H131ZM156 27H157V26H156ZM172 27H173V26H172ZM42 28H43V27L41 26V28H40V30H39V28H37V27H33V28L31 29V32H33V33H39L40 31H42ZM71 28H70V29H71ZM100 28H101V27H100ZM205 28H206V27H205ZM231 28H232V27H231ZM259 28H260V27H259ZM70 29H69V30H70ZM84 29H87V28H84ZM101 29H102V28H101ZM129 29H130V30H131V29L133 30V31L131 30V34H130ZM241 29H243V28H241ZM5 30H6V29H5ZM52 30H53L54 32H52ZM82 30H81V31H82ZM105 30H106V29H105ZM118 30H119V29H118ZM118 30H117V31H118ZM165 30H166V29H165ZM167 30H168V29H167ZM248 30H249V29H248ZM49 31H50V33L52 32V34H54L55 36L52 35V34H50ZM57 31H58V32H57ZM59 31H61V32H59ZM75 31H76V29H75ZM140 31H141V30H140ZM173 31H174V28H173ZM173 31H171V33L169 32L170 36H172V35L174 34ZM31 32H30V33H31ZM42 32H43V31H42ZM172 32H173V33H172ZM226 32H227V31H226ZM33 33H31V35H32ZM73 33H74V34H73ZM109 33H110V32H108L107 34H109ZM115 33H116V34H115ZM128 33L130 34V36L128 35ZM132 33H133V34H132ZM136 33H135V34H136ZM141 33H142V32H141ZM145 33H147V38H148V36L150 37V39H152V38L154 37V30H150V29L148 28L147 32H145ZM158 33H159V31H158ZM167 33H168V32H167ZM243 33H244V32H243ZM243 33H242V34H243ZM247 33H248V32H247ZM40 34H41V32H40ZM40 34H39V36H40ZM72 34H73V35H72ZM110 34H111V33H110ZM118 34H119V36H118ZM235 34H236V36H235ZM35 35H37V34H35ZM67 35H68V36H67ZM84 35H85V34H84ZM121 35H122L123 37H125V39H123V37H122ZM144 35H145V34H144ZM199 35H200V33H199ZM37 36H38V35H37ZM53 36H54V37H53ZM56 36H57V37L60 36V38H61V37H63V38H61L60 40H57V39H56V38H57ZM96 36H97V35H96ZM105 36H106V38H105ZM128 36H129V37H128ZM134 36H137V35H134ZM167 36H168V35H167ZM174 36H176V35H174ZM191 36H192V35H191ZM41 37H42V36H41ZM114 37L117 38V39L115 38L116 41L119 40V38H120L119 41H121L122 43L125 42V44H122V45H121V44H120L121 42L118 43L119 41H117V43H116V41L114 42ZM121 37H122V39H121ZM132 37H133V36H132ZM168 37H169V36H168ZM194 37H195V36H194ZM239 37H240V36H239ZM51 38H53V39L55 38V39L53 40V39H51ZM144 38H145V37H144ZM183 38H184V37H183ZM195 38H196V37H195ZM221 38H222V37H221ZM50 39H51V40H50ZM97 39H98V38H97ZM104 39H106V40H104ZM130 39H131V38H130ZM130 39H129V40H130ZM170 39H171V38H170ZM178 39H179V38H178ZM184 39H185V38H184ZM191 39H192V38H191ZM222 39H223V38H222ZM236 39H237V38H236ZM241 39H242V38H241ZM134 40H135V39H134ZM138 40H139V38H138ZM138 40H137V41H138ZM140 40H141V39H140ZM140 40H139V41H140ZM156 40H157V39H156ZM181 40H182V39H179V41H181ZM193 40H194V39H193ZM220 40H221V39H220ZM18 41H19V40H18ZM76 41H78V42H76ZM173 41H175V40L173 39ZM179 41H178V42H179ZM54 42L51 43V45L54 44ZM127 42H128V40H127ZM142 42H144V41L142 40ZM217 42H218V40H217ZM66 43H67V44L69 43L70 46H69V47L67 46V47L65 48V49H66V50H65L64 47L66 46ZM94 43H95V42H94ZM115 43H116V44H115ZM134 43H135V42H134ZM156 43H160V42H157V41H156ZM162 43H164L163 40H162L161 44H162ZM209 43H211V42L209 41ZM220 43H221V42H220ZM220 43H218V44L216 43V45L219 46ZM15 44H16V43H15ZM64 44H65V45H64ZM74 44H75V45H74ZM80 44H81V43H80ZM117 44H118V46H115V45H117ZM165 44H166V43H165ZM167 44H168V43H167ZM176 44H177V43H176ZM206 44H207V43H206ZM212 44H213V42H212ZM226 44H227V43H226ZM120 45H121L122 47H124V48H123L124 50H123V49H122L123 51L121 50L122 52L125 51V47H126V50H127V51H125L124 53H122L121 51H118V52H119V53H118V52L116 51V49H114V48H115V47L117 48V47H119ZM132 45H133V44H132ZM139 45H141V44L139 43ZM149 45H150V43H149ZM71 46H72V49H73V50L70 49ZM121 46H120V47H121ZM134 46H135V45H134ZM168 46H172V45H168ZM177 46H178V45H177ZM58 47H59V48H60V47L62 48V49L60 50L61 52H58V51H57V50L59 49ZM106 47H107V48H106ZM108 47H109V48H110V47L112 48V51H110V52H111L113 55L110 54V52L108 53V51H107ZM158 47H159V45H158ZM160 47H162V46H160ZM204 47H205V46H204ZM31 48H32V47H31ZM34 48H35V47H34ZM49 48H51V47H49ZM67 48H69L71 51L69 52V50H68ZM91 48H92L93 53H92V51H91ZM127 48H129V49H127ZM138 48H139V47H138ZM163 48H167V46L165 47V45H164ZM178 48H179V47H178ZM219 48H220V46H219ZM225 48H226V47H224V49H225ZM43 49H45V48H43ZM79 49H80V48H79ZM89 49H90V50H89ZM104 49H105V52L108 53L107 55H105V53H104ZM113 49H114V50H113ZM142 49L144 50V48H142ZM142 49H139V51H140V50L142 51ZM152 49H153V48H151V50H152ZM199 49H201V48H199ZM202 49H203V48H202ZM220 49H222V48H220ZM30 50H31V49H30ZM32 50H33V48H32ZM63 50H65V51H63ZM77 50H78V49H77ZM109 50H110V49H109ZM128 50H129L130 52H129ZM169 50H170V49H169ZM46 51H47V50H46ZM74 51H73V52H74ZM83 51H82V52H83ZM115 51H116V52L118 53V55H120V56L116 55V52H115ZM145 51H146V50H145ZM154 51H155V50H154ZM154 51H153V53H154ZM165 51H167V50H165ZM177 51H178V50H177ZM188 51H189V50H188ZM201 51H202V50H201ZM216 51H217V50H216ZM27 52H28V51H27ZM33 52H34V51H33ZM33 52H32V54H33ZM37 52H38V51H37ZM48 52H50V51L48 50ZM55 52H56L57 54H56ZM73 52H72V53H73ZM76 52H77V51H76ZM113 52H114V53H113ZM120 52H121V53H120ZM143 52H144V51H143ZM167 52H168V51H167ZM172 52H173V50H172ZM174 52H175V49H174ZM193 52H194V51H193ZM195 52H196V51H195ZM204 52H205V51H204ZM250 52H251V50H250ZM254 52H255V50H254ZM262 52H263V53H262V55H263V54H264V51L262 50ZM34 53H35V52H34ZM68 53H67V54H68ZM77 53H78V52H77ZM87 53H88L89 55L92 54L93 57H95V56H94L95 54L97 55V56H96L97 58L95 57V58H92V59H91V60H93L92 62H94V63H92L91 61L89 62V64L86 63V62H88V61H86V62L84 61L85 63H84V62H81V61H83V60H81L80 58H82V57H83L84 55H86ZM101 53H103V54H101ZM131 53H132V54H131ZM158 53H159V52H158ZM170 53H171V52H170ZM201 53H202V52H201ZM256 53H257V52H256ZM35 54H37V53H35ZM47 54H48V53H47ZM49 54H50V53H49ZM73 54H74V53H73ZM88 54H87V55H88ZM100 54H101V56L103 55V57L99 56ZM121 54H122V55H121ZM139 54H140V52H139ZM141 54L143 55V53H141ZM167 54H168V53H167ZM25 55H26V54H25ZM25 55H23V56H25ZM69 55H68L67 58H69ZM74 55H75V58H76V55H77V54H74ZM104 55L106 56L105 58H104ZM114 55L118 56L119 58L117 59V57H114ZM130 55H131V56H130ZM147 55H149V54L147 53ZM164 55H166V54H164ZM177 55H178V53H177ZM191 55H192V54H191ZM196 55H197V53H196ZM201 55H202V54H201ZM222 55H223V53H222ZM248 55H249V54H248ZM250 55H251V54H250ZM252 55H253V54H252ZM259 55H260V54H259ZM262 55H261V56H262ZM58 56H59V55H58ZM60 56H62V55H60ZM161 56H162V55H161ZM174 56H175V55H174ZM20 57H21V56H20ZM27 57H28V56H27ZM30 57H31V56H30ZM30 57H29V58H30ZM35 57H36V56H35ZM62 57H64V56H62ZM98 57H99V58H98ZM140 57H141V56H140ZM140 57H139L138 59H140ZM157 57H159V56H157ZM165 57H166V56H165ZM165 57H164V58H165ZM172 57H173V54H172ZM172 57H171V59H170V60H171L170 62L173 64L172 61H175V60H173L175 57H174V58H172ZM182 57L184 58V56H182ZM198 57H199V56H198ZM198 57H197V58H198ZM219 57H220V56H219ZM230 57H232V56H230ZM236 57L239 58V56H236ZM240 57H242V56L240 55ZM245 57H246V56H245ZM248 57H249V56H248ZM53 58H55V59H53ZM53 58H50L51 61L53 60V61H52L53 63H51V64H52V65L55 64V65H53V68H54V69H55V68L57 69L58 64H56V63H58V62L60 61L61 58L59 59V58L57 57V58H58V61H57V58H56V57H53ZM70 58H71V57H70ZM86 58H87V57H86ZM126 58H128V57H126ZM186 58H188V57H186ZM228 58H229V57H228ZM259 58H260V57H259ZM48 59H49V58H48ZM82 59H85V58H82ZM115 59H116V60H115ZM242 59H243V58H242ZM25 60H26V59H25ZM25 60H24V61H25ZM50 60H49V61H50ZM75 60H76V59H75ZM80 60H81V61H80ZM94 60H95V61H94ZM121 60H123V58H121ZM126 60H127V59H126ZM131 60H132V58H131ZM166 60H168V59H166ZM177 60L179 61V59H177ZM187 60H188V59H187ZM216 60H217V59H216ZM51 61H50V62H51ZM54 61H57V62H54ZM134 61H135V60H134ZM156 61H157V59H156ZM178 61H177V62H178ZM194 61H195V60H194ZM239 61H241V60H239ZM256 61H257V60H256ZM256 61H255V62H256ZM29 62L31 63L30 60H29ZM109 62H110V63H109ZM122 62H123V61H122ZM164 62H165V64H164ZM167 62H168V64H166ZM179 62H180V61H179ZM192 62H193V61H192ZM237 62H238V61H237ZM237 62L234 61V62H232V64H237V65H238L239 62H238V63H237ZM30 63H29V64H30ZM81 63H82V64H81ZM105 63H106V65H104ZM113 63H115V62H113ZM162 63H163L164 66H166V65H167V66H168V65H171V64H169V60H168V61H162V62H159L158 65L160 66V64H162ZM252 63H253V61H252ZM15 64H16V63H15ZM85 64H87V65H90V64H91L92 66H88V67H90L89 70H88V68H87V69H86V68L82 69V68H83V65H84L85 67H87V65H85ZM99 64H100V65H99ZM108 64H109V65H108ZM111 64H112V63H111ZM118 64H120V63H118ZM145 64H146V63H145ZM177 64H178V63H177ZM213 64H214V63H213ZM215 64H216V63H215ZM248 64H249V63H248ZM250 64H251V63H250ZM258 64H260V63H258ZM30 65H31V64H30ZM80 65H81V66H80ZM147 65H148V63H147ZM163 65H161L160 67H163ZM173 65H175V64H173ZM179 65H181V64H178V66H179ZM226 65H227V64H226ZM253 65H254V64H253ZM253 65H252V66H253ZM5 66H6V65H5ZM16 66H17V65H16ZM19 66H20V65H19ZM23 66H24V65H23ZM26 66H27V65H26ZM56 66H57V67H56ZM62 66H63V65H62ZM110 66H111V65H110ZM255 66H256V65H255ZM255 66H253V67L255 68ZM261 66H262V64H261ZM79 67H80V69H81L82 71H80ZM91 67H92V68H91ZM93 67H94V68H93ZM148 67H149V66H148ZM168 67H169V66H168ZM168 67H167V68H168ZM218 67H220V66H218ZM218 67H217V68H218ZM232 67H233V66H232ZM235 67H236V66H235ZM235 67H234V70H233V71L236 70ZM22 68H23V67H22ZM97 68H98V69H97ZM108 68H109V67H108ZM154 68H155V67H154ZM172 68H174V67H172ZM175 68H176V67H175ZM217 68H215V69H217ZM225 68H226V67H225ZM236 68H237V67H236ZM249 68H250V67H249ZM19 69H20V68H19ZM26 69H27V68H26ZM96 69H97V70H96ZM102 69H103V70H102ZM157 69H159V68H157ZM164 69H165V68H164ZM168 69H169V68H168ZM219 69H220V68H219ZM227 69H228V68H227ZM232 69H233V68H232ZM238 69H239V68H238ZM259 69H261V68H259ZM259 69H255V71L252 70V72H248V71L246 70V72H245L244 74H242L243 72L241 73V76H240V73H239V75L236 74V75H238V77H237V78L235 77V78L238 80V82H237V81H233V80H235V78L232 79V82H234V83L237 82L236 85H235L234 83H233V85H232V82H231V85H232L231 88H232L233 86H235V87H233V88H235V89L233 90V88H232V91L235 93V92H236V89L239 88V86L241 85L240 83H242V85L244 86V83H245V81H246L245 79L248 80L249 78H253V79H254V78H258V77H261V79L264 78V69H262L261 71H259ZM27 70H28V69H27ZM147 70H149V69H147ZM153 70H154V69H153ZM153 70H152V71H153ZM159 70H161V69H159ZM171 70H172V69H171ZM12 71H13V70H12ZM53 71H55V70H53ZM53 71H52V74L54 75V77H55L56 75L59 74L58 72H57V73H54ZM56 71H60L59 68H58ZM56 71H55V72H56ZM86 71H87V72H86ZM130 71H131V70H130ZM130 71H129V72H130ZM140 71H142V69H141ZM140 71H139L138 74L141 73ZM166 71H167V70H166ZM208 71H209V74H210V70H209V69H208ZM212 71H213V70H212ZM215 71H216V70H215ZM236 71H237V70H236ZM19 72H20V71H19ZM23 72H24V71H23ZM106 72H107V71H106ZM131 72H132V73H131ZM131 72H130V73H125V71H124V73H125V74L123 75L124 78L121 79V78H122V77H121L120 79H117V80H119L118 82L121 81V82H120L121 84H123V83L126 84V83H128V81L131 80V79H132V80H133L134 78L139 79V78L141 77V76H139V75L137 74L138 71H135V72H134V71H131ZM150 72H151V71H150ZM171 72H172V71H171ZM171 72H169V73H171ZM20 73H21V72H20ZM68 73H67V76H68V77H67V76H66V77H67L69 80L66 79V77H64V78L62 77L65 81L63 80V82L61 83L62 80L60 81L59 79H57L58 77L61 79V77L58 75L57 78H56V77H55V78H54V77H50V79H49L50 81H48V82H49L48 85L50 84L49 86H53V87L55 86L54 88L57 89V87H58V86L60 87V85H62L63 83H64V85L66 84L67 86L71 84V86L74 87L75 84L77 85L76 82H77V80H78V84H79V82H80L79 79H80V78L78 77L79 79H77V78H75V76L72 77V75H69ZM82 73H81V76H80V74H79V75L76 74V75L82 77ZM146 73H147V72H146ZM233 73H234V72H233ZM52 74H50V75H52ZM99 74H100V73H99ZM105 74H106V73H105ZM144 74H145V73H144ZM144 74H143V75H144ZM149 74H150V73H149ZM167 74H168V73H167ZM209 74H208V75H209ZM219 74H220V73H218V75H219ZM60 75H61V74H60ZM65 75H66V74H65ZM95 75H96V74H95ZM145 75H146V74H145ZM70 76H71V77H70ZM77 76H76V77H77ZM104 76H105V78H106V75H104ZM150 76H151V75H150ZM206 76H207V75H206ZM222 76H223V74H222ZM239 76H240V77H239ZM88 77H89V76H88ZM96 77H98V76H96ZM138 77H139V78H138ZM145 77H146V76H145ZM145 77L143 76L142 78H145ZM154 77H155V76H154ZM156 77H157V76H156ZM218 77H219V76H218ZM232 77H234V76H232ZM51 78H52V79H51ZM72 78H74V80H72ZM85 78H87V77H85ZM91 78H92V76H91ZM101 78H102V77H101ZM101 78L99 79V81H101L100 83H99V82H98V83L96 82V79H98V78H96V79L94 78L95 81H94V82H91L92 85L89 84V86L86 87L87 85H86V83L84 82V83H85V86H82V85H81L82 88L79 87V88H80V91H81V89H83L82 91L84 92V94H85V93L87 94V95L85 96V95L82 93V94L84 95V97L81 98V100L77 99V97L81 95L80 93H81L82 91H81V92H78V94H77V91H78V90H76V92H75V91L73 92V93H75V95L71 93V96H70V97H68V98H66V99L63 98V100H61V102H59V103L57 104V107H59V108H64V107L67 108V107H68L69 110H70V109L73 108L75 105H77V106H75V107H79L81 104H82V105L85 104V106H87L88 104H90V103H92V102L94 103L95 100L98 102L100 99H101V100L103 99L104 101L108 100L107 102H109L110 99H111V100L113 99V96L115 95L114 92H115V91H116V92L119 91L120 86H121V88H122L123 85H125V84L121 85L120 83L116 82V80H113L114 83H115V85H116V87H112V85H114V83H111L112 81H111V82L109 81V82H110V83H109L108 81H106L105 78H104V80L101 79ZM148 78H149V77H148ZM223 78H224V77H223ZM136 79H134V82L136 81ZM220 79H221V78H220ZM226 79H227V78H226ZM226 79H225V80H226ZM75 80H76V82H75ZM87 80H88V79H87ZM102 80L105 82V85H102V82H103ZM126 80H127V81H126ZM243 80H244V83H243ZM81 81H83V80H81ZM141 81H143V80H141ZM144 81H145V80H144ZM176 81H177V80H176ZM95 82L97 83V85L100 84V85H98V89L95 88V87H97V85H96ZM104 82H103V83H104ZM106 82L108 83V86H106V85H107ZM130 82H131V81H130ZM138 82H140V81H138ZM138 82H137V84L139 85L140 83H138ZM227 82H228V81H227ZM248 82H250V81H248ZM88 83H89V82H88ZM117 83H118V84H117ZM131 83H132V82H131ZM145 83H146V82H145ZM145 83H144V85H145ZM168 83H169V82H168ZM175 83H177V82H175ZM175 83H174V85H176ZM225 83H226V82H225ZM228 83H229V82H228ZM51 84H52V85H51ZM93 84H95V85H93ZM119 84H120V86H118ZM132 84H133V83H132ZM134 84H135V83H134ZM137 84H136V85H137ZM170 84L172 85V83H170ZM170 84H169V85H170ZM239 84H240V85H239ZM262 84H263V83H262ZM64 85H63V86H64ZM76 85H75V86H76ZM101 85H102V86H101ZM109 85H110V86H109ZM136 85H135V86H136ZM174 85H173V86H174ZM216 85H218V84H216ZM237 85H239V86L237 87ZM242 85H241V86H242ZM245 85H246V84H245ZM42 86H43V85H42ZM46 86H47V84H46ZM63 86H61V87L63 88ZM133 86H134V85H133ZM140 86H141V85H140ZM218 86H219V85H218ZM220 86H222V84H220ZM223 86H224V85H223ZM227 86H228V85H227ZM243 86H242V87H243ZM53 87H52V89H53ZM83 87H85V88H83ZM100 87H101L102 91H104V92H102L101 89H100L101 92L98 91ZM102 87H103V88H102ZM105 87H107V88H105ZM108 87H109V89H108ZM110 87H112V88H110ZM128 87H129V86H128ZM131 87H132V86H131ZM142 87H143V86H142ZM168 87H169V86H168ZM170 87H172V86H170ZM170 87H169V88H170ZM35 88H36V87H35ZM35 88H34V89H35ZM113 88H114V89H113ZM135 88H136V87H135ZM137 88H138V87H137ZM144 88H145V87H144ZM219 88H220V87H219ZM224 88H225V87H224ZM240 88H241V87H240ZM240 88H239V89H240ZM52 89H51V90H52ZM103 89H104V90H103ZM110 89H111V91H110ZM116 89H117V90H116ZM131 89H132V88H131ZM145 89H146V88H145ZM215 89H216V87H215ZM228 89H229V88H228ZM239 89H237V91H238ZM244 89H245V88H244ZM29 90H30V89H29ZM85 90H86V91H85ZM112 90H114V92H113ZM120 90H121V89H120ZM123 90H124V89H123ZM210 90H211V89H210ZM53 91H54V90H53ZM212 91H214V90H212ZM212 91H211V93H209L208 95H206V96H208V97H206V98L201 97L200 99H202V98H203V99L200 100V101H197L199 98L196 97L195 100L192 101L193 105H195L194 103H196L195 101H197V104H199L198 107L201 106V107H200L201 109L203 108V106H204L203 110H205L206 108H209V107H210L209 104H211V102H214L216 99H218V98L220 97V95H218L219 93H217V97H216V94H215V96H213L214 94L212 93ZM215 91H217V90H215ZM215 91H214V93H215ZM34 92H35V91H34ZM110 92H113V93H110ZM129 92H130V91H129ZM131 92H132V91H131ZM131 92H130V93H131ZM204 92H205V91H204ZM233 92H232V93H233ZM21 93H22V92H21ZM26 93H27V92H26ZM228 93H229V91H228ZM234 93H233V94H234ZM79 94H80V95H79ZM112 94H113V95H112ZM117 94H118V93H117ZM117 94H116V96H117ZM133 94H134V93H133ZM135 94H137V93H135ZM206 94H207V93H206ZM211 94H213V95H211ZM221 94H222V92H221ZM226 94H227V93H226ZM229 94H230V93H229ZM229 94H228V95H229ZM233 94H231V95H233ZM15 95H16V94H15ZM22 95H23V94H22ZM67 95H70V93L67 94ZM67 95H66V96H67ZM76 95H77V96H76ZM83 95H81L80 97H82ZM111 95H112V98H111ZM200 95H201V94H200ZM27 96H28V95H27ZM74 96H76V97H74ZM128 96H130L129 93H128ZM193 96H194V95H193ZM203 96H204V95H203ZM218 96H219V97H218ZM223 96H225V94H224ZM234 96H235V95H234ZM19 97H20V96H19ZM80 97H79V98H80ZM89 97H90V99L88 100ZM104 97H105V98H104ZM114 97H115V96H114ZM214 97H215V98H214ZM228 97H230V96H228ZM257 97H258V96H257ZM91 98H93V99H92V102H89V101H91ZM128 98H129V97H128ZM136 98H137V96H136ZM136 98H135V99H136ZM188 98H190V97H188ZM224 98H225V97H224ZM231 98H232V97H231ZM27 99H28V98H27ZM115 99H116V98H115ZM117 99H118V98H117ZM117 99H116V100H117ZM131 99H132V96H131ZM131 99H130V100H131ZM133 99H134V98H133ZM133 99H132V100H133ZM185 99H186V98H185ZM196 99H197V100H196ZM18 100H19V99H18ZM20 100H21V99H20ZM86 100H87V102H89V103H87ZM187 100H188V99H187ZM191 100H192V99H191ZM258 100H259V98H258ZM8 101L10 102V100H8ZM24 101H25V99H24ZM58 101H60V100H58ZM84 101H85L87 104H86ZM183 101H184V100H183ZM14 102H15V101H14ZM53 102H54V101H53ZM53 102H52V103H53ZM80 102H81V103H80ZM83 102H84V103H83ZM218 102H219V101H218ZM257 102H258V101H257ZM261 102H262V101H261ZM55 103H56V102H55ZM79 103H80V104H79ZM99 103H100V101H99ZM181 103H182V102H181ZM216 103H217V102H216ZM3 104H4V103H3ZM6 104H7V103H6ZM9 104H10V103H9ZM9 104H8V105H9ZM78 104H79V106H78ZM178 104H179V103H178ZM178 104H177V105H178ZM197 104H196V106H197ZM214 104H215V103H214ZM263 104H264V102H263ZM15 105H17V103H16ZM15 105H14V106H15ZM93 105H94V104H93ZM153 105H154V104H153ZM190 105H191V104H190ZM3 106H4V105H3ZM91 106H92V105H91ZM91 106H89V108H91ZM154 106H155V105H154ZM154 106H153V107H154ZM158 106H159V105H158ZM181 106H182V105H181ZM185 106H186V105H184V107H185ZM10 107H11V106H10ZM70 107H71V108H70ZM83 107H84V105H83ZM145 107H147V106H145ZM150 107H151V106H150ZM162 107H163V106H162ZM166 107H168V106H166ZM166 107H165V108H166ZM169 107H170V106H169ZM190 107H191V106H190ZM205 107H206V108H205ZM8 108H9V107H8ZM173 108H174V107H173ZM173 108H172V106H171V109L167 108V111H165L164 108H162V110L165 111V113H164L162 110L159 109V110L161 111V113H160V111H159L158 109H156V112H155L156 114H155L154 112H153V113H150V112L154 111V110H152V111L150 110V111H149V114L147 113L148 115L145 113V115H144L145 117H143V116H141V118H140V117H139V118L137 117L138 119H136L135 117H133V119H131L133 114L130 113V114H132V115H131V117H129V120H128V117H126L127 119L124 120V121H127V120H128L127 123L124 122V124H123V123L120 124L121 126H116V125L114 126L113 123H115V122L117 121V120H116L115 122L110 123L113 127L110 125L111 128H109V127H106V129L104 128L105 131H104V130H103V131H104V133H105V132H106V133H105V135L102 133L103 135H101V136H102L103 138H101V137H100V139L98 138L99 141H98V139H97V145H101L102 142H103L105 147H104L103 145H101L100 147H101L102 149H104V151H105V149H106L109 153L112 154V152H114L113 150L119 148V146H122V144H123V145H124V144L126 145V143H127V145H128L130 141H131V142H134V140L137 139V137L139 136V134H140V136L143 134L142 132H144V133H145V132H146V133H152L151 131H150V132L147 131V130H152V131H155V134H156V130L158 131V129H160L161 126L166 125V123H167V125H168L169 122H170V120H171V122H172V120H173L172 118H174L175 115L178 114L177 112L179 111V113H181V112H182L181 110L184 109L183 107H181V108L178 107V108H180L179 110H178L177 107H176L177 109H176V108L173 109ZM212 108H213V107H212ZM33 109H34V108H33ZM40 109H41V108H40ZM40 109H39L38 111H40ZM54 109H55V108H53V112H54ZM76 109H77V108H76ZM86 109H87V108H86ZM86 109H85V110H86ZM142 109H143V108H142ZM149 109H150V108H149ZM193 109H194V108H193ZM214 109H215V108H213L212 110H214ZM246 109H248V108H246ZM1 110H2V109H1ZM3 110H4V109H3ZM8 110H9V109H8ZM69 110H68V111H69ZM72 110H74V109H72ZM144 110H146V109H144ZM144 110H143V111H144ZM174 110H176V112H175ZM186 110H187V109H186ZM197 110H198V109H197ZM6 111H7V110H6ZM6 111L4 110L5 113H7ZM30 111H31V110H30ZM35 111H36V110H35ZM66 111H67V110H66ZM76 111H77V110H76ZM143 111H142V112H143ZM180 111H181V112H180ZM207 111L209 112V110H207ZM0 112H1V113H4V112H2V111H0ZM9 112H11V111H9ZM78 112H79V111H78ZM78 112H77V113H78ZM82 112H83V111H82ZM142 112H141V113H142ZM157 112H159V113H157ZM185 112H186V111H185ZM216 112H217V111H216ZM23 113H24V112H23ZM35 113H37V112H35ZM39 113H41V112H39ZM42 113H43V112H42ZM57 113H58V112H57ZM60 113H62V112H60ZM174 113H175V114H174ZM176 113H177V114H176ZM188 113H189V112H188ZM247 113H248V112H247ZM247 113H246V114H247ZM29 114H30V113H28L27 116H28ZM31 114H32V113H31ZM33 114H34V113H33ZM139 114H140V113H139ZM173 114H174V116H173ZM183 114H184V113H183ZM212 114H213V112H212ZM7 115H8V113H7ZM49 115H50V114H49ZM51 115H52V114H51ZM140 115H141V114H140ZM140 115H138V116H140ZM146 115H147V116H146ZM213 115H214V114H213ZM2 116H3V115H2ZM2 116H1V117H2ZM8 116H9V115H8ZM8 116H7V117H8ZM11 116H12V115H11ZM56 116H57V115H56ZM56 116H55V117H56ZM122 116H123V115H122ZM126 116H127V114H126ZM204 116H205V115H204ZM222 116H223V115H222ZM243 116H244V115H243ZM21 117H22V116H21ZM60 117H62V116H60ZM123 117H124V116H123ZM4 118H5V117H4ZM4 118H3V120H4ZM36 118H37V117H36ZM22 119H24V117H23ZM28 119H29V118H28ZM121 119H122V118H121ZM135 119H136L137 122L139 123V125H138V123L136 124V123L134 122V123H135V126H140V123H142V124H141L142 127L140 126L141 128H138V127H137V128H138V129H137V128L134 127V125L132 126L133 121H136ZM140 119H141V120H140ZM176 119H177V117H176ZM207 119H208V117H207ZM207 119H206V120H207ZM235 119H236V118H235ZM9 120H10V119H9ZM30 120H31V119H30ZM34 120H37V119H34ZM48 120H49V118H48ZM111 120H112V119H111ZM139 120L142 121V122H139ZM199 120H200V119H199ZM53 121H54V120H53ZM193 121H194V120H193ZM196 121H197V120H196ZM203 121H204V120H203ZM212 121H213V120H212ZM131 122H132V124H131ZM171 122H170V123H171ZM14 123H16V122L14 121ZM38 123H39V122H38ZM44 123H45V122H44ZM51 123H52V122H51ZM129 123H130V125H129ZM172 123H173V122H172ZM226 123L229 124L230 122L227 121ZM226 123H224V124H226ZM10 124H11V123H10ZM22 124H23V123H22ZM48 124H50V122H48ZM54 124H55V122H54ZM54 124H53V125H54ZM106 124H107V122H106ZM122 124H123V125H122ZM228 124H227V126H228ZM117 125H119V124H117ZM170 125H171V124H170ZM197 125H198V124H197ZM0 126H1V124H0ZM33 126H35V125H33ZM49 126H50V125H49ZM207 126H208V125H207ZM16 127H17V126H16ZM25 127H26V126H25ZM25 127H21V128L18 127V128H19V131H20V132L25 131ZM27 127H28V126H27ZM27 127H26V128H27ZM50 127H51V126H50ZM212 127H213V126H212ZM23 128H24V129H23ZM87 128H88V127H87ZM94 128H95V127H94ZM101 128H103V127H101ZM108 128H109V130H108ZM220 128H221V127H220ZM31 129H32V128H31ZM85 129H86V128H85ZM95 129H98V128H95ZM213 129H214V128H213ZM218 129H219V128H218ZM0 130H1V127H0ZM22 130H23V131H22ZM93 130H94V129H93ZM106 130H108V131H106ZM206 130H207V129L205 128L204 130H202L203 132H202V131H201V133L199 132V136H200L201 134H202L201 136H203V135H206V136H207L208 134H206V133H208V132H210V131H208V130H209V129H208V130H207L208 132L204 133V131H206ZM210 130H211V129H210ZM214 130H216V129H214ZM216 131H218V130H216ZM216 131H213V133L216 132ZM10 132H13V131L11 130ZM10 132H7V137L13 139V138H12V137H13V134L10 133ZM89 132H90V131H89ZM96 132H97V131H96ZM1 133H2V132H1ZM15 133H17V132H15ZM82 133H83V132H82ZM84 133H85V132H84ZM93 133H94V132H93ZM141 133H142V134H141ZM195 133H196V131H195ZM218 133H219V132H218ZM8 134H10V135L8 136ZM11 134H12V136H11ZM88 134H90V133H88ZM152 134H154V133H152ZM210 134H212V131H211ZM17 135H18V134H17ZM79 135H80V134H79ZM192 135H193V134H192ZM195 135H196V134H195ZM219 135H220V134H219ZM10 136H11V137H10ZM140 136H139V137H140ZM148 136H149V135H148ZM206 136H205V137L203 136V137L206 139V138H208V137H206ZM234 136H235V135H234ZM75 137H76V136H75ZM82 137H83V136H82ZM88 137H90V136H88ZM139 137H138V138H139ZM150 137H151V136H150ZM196 137H197V136H196ZM214 137H215V136H214ZM197 138L199 139V137H197ZM200 138H201V137H200ZM204 138H202L201 140H203ZM224 138H225V137H224ZM6 139H7V138H6ZM80 139H81V138H80ZM93 139H94V138H93ZM157 139H158V138H157ZM225 139H226V138H225ZM90 140H91V139H90ZM206 140H207V139H206ZM206 140H204V141H206ZM232 140H233V139H232ZM261 140H262V139H261ZM82 141H84V140H82ZM85 141H86V139H85ZM230 141H231V140H230ZM252 141H253V140H252ZM0 142H1V141H0ZM87 142H88V140H87ZM95 142H96V140H95ZM98 142H99L100 144H98ZM151 142H153V141H151ZM172 142H173V141H172ZM200 142H202V141H200ZM200 142H199V143H200ZM210 142H211V141H210ZM249 142H250V141H249ZM11 143H12V142H11ZM79 143H80V141H79ZM90 143H91V142H90ZM167 143H168V142H167ZM202 143H203V142H202ZM228 143H229V146H228V147H224V148L219 149L218 152H219L220 154L223 155V153H225L227 149H230L229 147L231 146V145H230L231 142H228ZM74 144H75V143H74ZM82 144H83V143H82ZM120 144H121V145H120ZM132 144H133V143H132ZM155 144H156V143H155ZM158 144H159V143H158ZM226 144H227V143H226ZM226 144H224V145H226ZM231 144H232V143H231ZM10 145H11V144H10ZM87 145H90V144H87ZM87 145H86V146H87ZM129 145H130V144H129ZM152 145H153V144H152ZM167 145H168V144H167ZM200 145H201V144H200ZM224 145H223V146H224ZM240 145H242V144H240ZM5 146H6V145H5ZM40 146H42V145H40ZM40 146H39V149H36V150H37V151L39 150L38 153H40V154H42V155H45L44 152L46 151V148H47V147H46V148H43V146H42V148H40ZM150 146H151V145H150ZM226 146H227V145H226ZM83 147H84V146H83ZM87 147H88V146H87ZM96 147H97V146H96ZM100 147H99V148H100ZM103 147H104V148H103ZM116 147H117V148H116ZM156 147H157V146H154V147H153V150H154V151H155L154 148H156ZM208 147H209V146H208ZM217 147H218V145H217ZM232 147H233V144H232ZM7 148H8V147H7ZM7 148H6V149H7ZM91 148H92V147H91ZM93 148L96 149L95 147H93ZM144 148H145V147H144ZM148 148H149V147H148ZM158 148H159V147H157V149H158ZM172 148H173V147H172ZM193 148H194V147H193ZM17 149H18V148H17ZM78 149H80V148H78ZM78 149H76V150H77V152H75L76 155H75L74 151H73V153L70 152V154L72 155V157H71V155H69V156H68L69 158L67 157V161H68L69 159L72 160V158H73L74 155H75L76 157L74 156V159L72 160V163H75L76 159H77V161H78V159L81 158L82 154H80V152H78V151H79ZM81 149H82V148H81ZM88 149H89V148H88ZM94 149H93V150H94ZM97 149H98V148H97ZM97 149H96V150H97ZM146 149H147V147H146ZM165 149H166V148H165ZM197 149H199V148H197ZM200 149H201V148H200ZM203 149H204V148H203ZM212 149H213V148H212ZM28 150H29V149H28ZM28 150H27V151H28ZM30 150H31V149H30ZM150 150H152V149H150ZM209 150H211V149L209 148ZM15 151H16V150H15ZM200 151H201V152H200ZM200 151H199L198 153H196V154H194V153H195V152H194V153L192 154V156L189 158L190 160H189L188 162H186V161H182V162H181L182 164L179 163L178 166H175V164H174V166H171L170 169H169V172H167L168 170H166L167 174L169 175V176L167 175V177H168V178H169V177H174L175 174L177 173L176 170H178V172H179V171H182V172L184 171V172H187V174L190 173L191 175H192V174L195 175L196 172H197V174H198V172H200L204 167L206 168V166L208 165V163H212V162H210V160H211V156H212V155H211L210 153H208V152H202V150H200ZM207 151H208V150H207ZM1 152H2V151H1ZM41 152H42V153H41ZM83 152H84V151H83ZM86 152H87V151H86ZM86 152H85V153H86ZM102 152H103V151H102ZM108 152L105 151V153H108ZM117 152H118V151H117ZM156 152H157V150H156ZM156 152H155V153H156ZM186 152H187V151H186ZM196 152H197V151H196ZM218 152H217V153H218ZM45 153H46V152H45ZM77 153H79V155H77ZM85 153H83V154H85ZM144 153H145V152H144ZM155 153H154V154H155ZM159 153H160V152H159ZM169 153H170V152H169ZM217 153H216V154H213V155H215V157H216V156H219V155H217ZM226 153H227V152H226ZM226 153H225V154H226ZM132 154H133V153H132ZM132 154H131V155H132ZM184 154H185V153H184ZM1 155H2V154H1ZM13 155L15 156V153H14ZM115 155H116V154H115ZM131 155H130V156H131ZM133 155H134V154H133ZM146 155H147V154H146ZM152 155H153V152H152V154L150 155V157H151ZM167 155H168V153H167ZM170 155H171V154H170ZM190 155H191V154H190ZM27 156H28V155H27ZM137 156L139 157V154H138ZM140 156H141V155H140ZM162 156H163V155H162ZM220 156H221V155H220ZM230 156H231V155H230ZM230 156H229V157H230ZM25 157H26V156H25ZM70 157H71V158H70ZM112 157H113V156H112ZM123 157H124V156H123ZM145 157H146V156H145ZM221 157H222V156H221ZM28 158H29V157H28ZM63 158H64V157H63ZM75 158H76V159H75ZM126 158L128 159V156H127ZM130 158H131V157H130ZM133 158L138 159V158L135 157V155H134ZM142 158H143V157H142ZM212 158H213V157H212ZM216 158H217V157H216ZM216 158H215V159H216ZM223 158H224V157H223ZM41 159H42V158H41ZM127 159H126V160H127ZM152 159H153V158H152ZM221 159H222V158H221ZM225 159H226V158H225ZM227 159H228V158H227ZM39 160H40V159H39ZM118 160H119V159H118ZM131 160H132V159H131ZM141 160H143V159H141ZM156 160H157V159H156ZM187 160H188V159H187ZM0 161H1V160H0ZM16 161H17V160H16ZM41 161H42V160H41ZM47 161H48V160H47ZM51 161L53 162V160H51ZM51 161H50V162H51ZM65 161H66V160H65ZM73 161H74V162H73ZM119 161H121V159H120ZM150 161H151V160H150ZM11 162H12V161H11ZM69 162H70V160H69ZM115 162H116V161H115ZM124 162H125V161H124ZM184 162H185V163H184ZM220 162H221V161H220ZM19 163H20V162H19ZM24 163H25V162H24ZM29 163H30V162H28V164H29ZM119 163H120V162H119ZM125 163H126V162H125ZM147 163H148V161H147ZM183 163H184V164H183ZM213 163H214V162H213ZM215 163H216V164H215ZM215 163H214V165H216V168H215L214 170H217V169L221 168V167H218V166H217V165H219L218 162H215ZM1 164H2V163H1ZM50 164H51V163H50ZM222 164H223V162H222ZM234 164H235V163H234ZM16 165H17V164H16ZM19 165H20V164H19ZM219 166H221V165H219ZM23 167H24V165H23ZM27 167H28V166H27ZM27 167L25 166L24 169L27 168ZM28 168H29V167H28ZM121 168H122V167H121ZM168 168H169V167H168ZM213 168H214V167L212 166V169H213ZM227 168H228V167H227ZM2 169H3V167H2L0 170H2ZM5 169H6V168H5ZM5 169H3V172H2V171L0 172V174H3V173L6 174V175H4V177L0 180V188H1V189H4L5 187H7V186H9V185H12V184L14 183V182H12V181L14 180V178H13L12 181H11V177H10L9 175H7V173H6V170H7V169H6V170H5ZM148 169H149V168H148ZM14 170H15V168H14ZM16 170H17V169H16ZM206 170H208V168H207ZM221 170H222V169H221ZM228 170H229V169H228ZM4 171H5V172H4ZM175 171H176V173H175ZM13 172L15 173V171H13ZM146 172H147V171H146ZM166 172H165V173H166ZM10 173H11V172H10ZM156 173H157V172H156ZM174 173H175V174H174ZM216 173H217V172H216ZM8 174H9V172H8ZM26 174H27V173H26ZM190 174H189V175H190ZM197 174H196V175H197ZM220 174H222V173H220ZM257 174H258V173H257ZM23 175H24V174H23ZM27 175H28V174H27ZM139 175H140V174H139ZM164 175L166 176V174H164ZM5 176H6V177H5ZM7 176H9L10 178L7 177ZM19 176H20L19 178H21V179L18 178V180H20L21 183H22L23 176L21 175V173L19 174ZM21 176H22V177H21ZM102 176H103V175H102ZM102 176H101V177H102ZM107 176H108V175H107ZM181 176H182V175H181ZM181 176H179V177H181ZM12 177H13V176H12ZM14 177H15V176H14ZM155 177H156V176H155ZM167 177H166V178H167ZM187 177H188V176H187ZM262 177H263V176H262ZM262 177H260V179H261ZM107 178H108V177H107ZM196 178H197V177H196ZM200 178H201V177H200ZM205 178H206V177H205ZM236 178H237V177H236ZM257 178H259V177H256V178L254 179V181H255V180H258ZM263 178H264V177H263ZM263 178H262V180H263ZM105 179H106V176H105ZM105 179H102V180H105ZM144 179H146V178H143V181H141L142 179H140V181L137 180L138 182L135 181V183L133 182V183H131V184L128 186V189H129L130 194H131V193L136 194V193L138 192V191H137L138 189L142 188L143 186L146 187L145 184L148 183V184H147V186H148L149 184L155 182V180L153 181L152 178H150V182H147L149 178H147L146 181H144ZM151 179H152L153 182H151ZM158 179H159V178H158ZM171 179H172V178H171ZM173 179H174V178H173ZM207 179H209V178H207ZM25 180H26V179H24V181H25ZM41 180H42V182H40ZM41 180L39 181V183H41V184L37 185V186H39V188H37L38 190L35 188V190L37 191V192H35L36 195H34V196L31 195L32 197L39 198L40 201H41V198H42V197H44V196L46 197V195H48V194H47V193L49 192L48 190H50V189L48 188V185L46 184L45 180H44V179H41ZM106 180H107V179H106ZM106 180H105V182L107 183ZM162 180H163V179H162ZM183 180H184V179H183ZM196 180H197V179H196ZM196 180H195V181H196ZM202 180H203V179H202ZM242 180H245V179H242ZM165 181H166V180H165ZM190 181H191V180H190ZM225 181H226V180H225ZM237 181L241 182V179H240V180L238 179ZM237 181H236L235 184H238V185H239V183H238ZM263 181H264V180H263ZM15 182H16V181H15ZM131 182H132V181H131ZM160 182H161V180H160ZM198 182H199V181H198ZM231 182H232V181H231ZM242 182H244V181H242ZM259 182H260V181H259ZM11 183H12V184H11ZM17 183H18V181H17ZM37 183H38V182H37ZM167 183H168V182H167ZM233 183H234V182H233ZM233 183H232V184H233ZM48 184H49V183H48ZM155 184H156V183H155ZM190 184H191V183H190ZM194 184H195V183H194ZM201 184H202V183H201ZM240 184H243V183H240ZM256 184H257V183H256ZM259 184H260V183H259ZM259 184H258V186H260ZM17 185H18V184H17ZM45 185H46V186H45ZM127 185H128V184H127ZM238 185H237V187H239ZM249 185H250V184H249ZM14 186H15V185H14ZM162 186H163V184H162ZM176 186H177V185H176ZM197 186H198V185H197ZM246 186H247V185H246ZM253 186H254V185H253ZM49 187H51V186H49ZM144 187H143V188H144ZM177 187H178V186H177ZM187 187H188V186H187ZM237 187L235 186L234 189L237 190ZM241 187H242V186H241ZM243 187H244V186H243ZM181 188H182V187H181ZM200 188H201V187H200ZM226 188H227V187H226ZM252 188H253V187H252ZM126 189H127V187H126ZM126 189H125V190H126ZM150 189H151V188H150ZM155 189H156V188H155ZM155 189H154V190H155ZM223 189H225V188H223ZM223 189H221L219 192H220V193H225ZM234 189H232L233 192H235ZM35 190H34V191H35ZM144 190H146V189H144ZM154 190H153V192H154ZM228 190H229V189H228ZM239 190H240V189H239ZM251 190H252V189H251ZM1 191H3V190H1ZM102 191H104V190H102ZM123 191H124V190H123ZM126 191H127V190H126ZM155 191H156V190H155ZM201 191H202V190H201ZM204 191H205V189H204ZM222 191H223V192H222ZM237 191H238V190H237ZM252 191H253V190H252ZM252 191H251V192H252ZM7 192H8V191H7ZM238 192H239V191H238ZM20 193H21V192H20ZM20 193H19V194H20ZM22 193H23V192H22ZM100 193H101V192H100ZM108 193H109V192H108ZM113 193H114V192H113ZM138 193H139V192H138ZM216 193H218V192H215V195H216ZM235 193H236V192H235ZM1 194H2V193H1ZM24 194H25V193H24ZM24 194H22V195H24ZM197 194H200V195H201L200 197H202L203 199L205 198L204 200L201 198V200H203L204 205H206V211H207V213L210 214V213L212 212L213 208H214V204H215L214 201L216 200L215 198H217V197H216V196L213 197V196H214L213 194H212V195H211V194L209 195V194H206V193H205V195H206V196H205L204 193L201 194V192H199V193H197ZM197 194H195V196H193L194 199H193V197L191 196L192 199H191V200L189 199L190 201H189V200L187 201V202H188V205H186V206H182V207H180L181 204H183V202L179 204V205H180L179 207H174L175 204H174V205H173V204L168 205L170 208H172V209H171V211L173 212L172 214H175L174 211L180 213L182 210H183V212L185 211L186 213L188 212L187 214H189V213L192 211L191 209H192V207L194 206L193 204L196 203V202L198 203V200H199V199L197 198V199H198V200H197V199L195 198L196 196L199 197V195H197ZM239 194H240V193H239ZM259 194H260V195H259ZM259 194H258L259 199H261V197L264 199V197H263V196H264V191H263L262 193L260 192ZM3 195H4V194H3ZM3 195H2V196H3ZM26 195H27V194H26ZM103 195L105 196V194H102V196H103ZM107 195L109 196L110 194H107ZM107 195H106V198H107V200H109V202L105 199V197H104V200L102 199V197H100L101 200H102V201H100V202H101V205L103 206V208H106V207H107V209H108V206L111 205V204H108V206L105 205L106 207H104V205H103V204H105V203L107 204V203H110V202L112 201V199H111V201H110V199L108 198ZM207 195H208V196H207ZM217 195H218V194H217ZM220 195H221V194H220ZM233 195H234V194H233ZM243 195H244V194H243ZM254 195H255V194H254ZM118 196H119V195H118ZM130 196H131V195H130ZM203 196H204V197H203ZM32 197H30V198H28V197L24 198V196H23V197L21 196V197H18V198H16V199L14 198L15 200L12 201V202H13V205H12V203H10V204H11V206L14 207V208H15V206H16V209L18 208V211L20 210V211L22 212V214H23L24 209L27 208V207H29V209H30V206H29V205H31L33 201H36L35 198H32ZM109 197L112 198L111 195H110ZM137 197H138V196H137ZM200 197H199V198H200ZM218 197H219V196H218ZM221 197H222V196H221ZM226 197H227V196H226ZM236 197H237V196H236ZM251 197H252V196H251ZM258 197H257V198H258ZM118 198H119V197H118ZM122 198H124V197H122ZM130 198H132V197H130ZM138 198H139V197H138ZM138 198H137V199H138ZM237 198H238V197H237ZM247 198H248V196H247ZM247 198H246V199H247ZM42 199H43V198H42ZM96 199H97V198H96ZM124 199H125V198H124ZM195 199L197 200L196 202H195ZM214 199H215V200H214ZM220 199H221V198H220ZM223 199H224V198H222V200H223ZM226 199H227V198H226ZM239 199H240V198H239ZM244 199H245V198H244ZM39 200H38V201H39ZM131 200H132V199H131ZM170 200H171V199H170ZM172 200H173V199H172ZM222 200H220V201H222ZM248 200H249V199H248ZM252 200H253V199H252ZM252 200H251V201H252ZM254 200H255V199H254ZM257 200H258V199H257ZM46 201H47V200H46ZM119 201H120V200H119ZM134 201H135V200H134ZM181 201H182V200H181ZM185 201H186V200H185ZM243 201H244V200H243ZM260 201H261V200H260ZM4 202H5V200H4ZM100 202H99V203H100ZM215 202H216V201H215ZM232 202H233V201H232ZM235 202H236V201H234L233 204H230V205L233 206ZM246 202H247L246 204L249 205V202H248V201H246ZM255 202H256V201H255ZM257 202H258V201H257ZM7 203H8V202H7ZM45 203H47V202H44V204H45ZM129 203H130V202H129ZM129 203H126V204L128 205ZM174 203H175V202H174ZM205 203H206V204H205ZM263 203H264V202H263ZM263 203H262V204H263ZM96 204H97V203H96ZM112 204H113V203H112ZM237 204H238V203H237ZM101 205H100V206H101ZM171 205H172L173 207H172ZM184 205H185V204H184ZM225 205H226V203H225ZM225 205H223V209L225 208V207H224ZM32 206H34V204H33ZM37 206H38V204H37ZM93 206H94V205H93ZM122 206H123V204H122ZM161 206H162V205H161ZM164 206H165V205H164ZM164 206H162V207L165 209L166 212L164 211L163 208L160 207V209H162V210H160V209L158 208L159 211L156 212V214L153 215V216L150 215L151 218L147 221V223L145 222V220H147V219L149 218V216H148V218L145 219L143 222H144L145 224H148V225L150 224L149 226H151L153 223L156 224L154 221H155V220L157 221V220H158L157 218H160V219H161L162 216H163V217H167V216H168L167 213H171V212H170V211L167 212V211H168V209H167L168 206H165V207H164ZM188 206H191V208L189 209ZM244 206H245V205H244ZM96 207H97V206H96ZM217 207H218V206H217ZM227 207H228V206H227ZM237 207H238V206H237ZM5 208H6V206H5ZM5 208H4V207L1 208V211H2V209H5ZM14 208H13V209H14ZM109 208H110V207H109ZM122 208H123V207H122ZM156 208H157V207H156ZM170 208H169V210H170ZM203 208H204V207H203ZM8 209H9V208H8ZM13 209H12V210H13ZM34 209H37V208H34ZM97 209H98V208H97ZM112 209H113V208H112ZM112 209H111V210H112ZM125 209H126V208H125ZM166 209H167V210H166ZM186 209H187V210L189 209V210L187 211ZM223 209H222V210H223ZM30 210H31V209H30ZM91 210H92V209H91ZM99 210H100V208H99ZM103 210H104V209H103ZM190 210H191V211H190ZM229 210H230V209H229ZM1 211H0V213H1ZM18 211H17V212H18ZM20 211H19V212H20ZM83 211H84V210H83ZM121 211H122V210H121ZM154 211H156V210H154ZM162 211H164L165 214H164V213H163V214H164L165 216H164V215L161 216ZM189 211H190V212H189ZM217 211H218V208H217ZM232 211H233V210H232ZM3 212H4V213L7 212L6 209H5V211H3ZM3 212H2V214H3ZM13 212H14V211H13ZM37 212H40V211H37ZM41 212H43V210H42ZM50 212H51V211H50ZM65 212H66V211H65ZM69 212H71V211H69ZM93 212H94V211H93ZM27 213H28V212H27ZM56 213H57V212H56ZM82 213H84V212H82ZM88 213H90V212H88ZM94 213H95V212H94ZM102 213H103V212H102ZM179 213H176V214H179ZM215 213H216V212H215ZM28 214H29V213H28ZM31 214H32V213H30V215H31ZM41 214H42V213H41ZM63 214H64V213H63ZM65 214H66V213H65ZM181 214H183V213H181ZM205 214H206V213H205ZM208 214H207V215H208ZM258 214H259V213H258ZM263 214H264V213H263ZM14 215H15V214H14ZM35 215H36V214H34V216H35ZM38 215H39V214H38ZM58 215H59V214H58ZM58 215H57V216H58ZM166 215H167V216H166ZM179 215H180V214H179ZM19 216H20V215H19ZM57 216H56L53 220H51V219L49 218V216L47 217V215L44 213V214L40 215L39 218H36V219H35V217H34V219L31 220V219H29V218L26 216V214H25V215L23 214V215L21 216V218L19 219V221L17 220V223L15 224L16 227H15V226H12V227L10 226V227H7V228H5V229H3V230H0V231H1V232H0V247H1V248L4 247V248L7 250L6 247H7L8 245H9L8 247L11 246V248H10V249H11V250H10L11 252H7L8 254L5 253V252H3V251H1V248H0V251H1V252H0V264H6L7 262L5 263V261H8L7 259L9 258V255L12 256V254L15 253V251L18 250V249H17V248H18L17 245H16V244H11L10 241L18 240V239H20V237L26 236L27 234H28V235H29V234L31 235V233H35V234H36V232H38L40 229H45V230H46V228H51L52 226H54L56 223H58V222L60 221V218H59L60 216H58V217H57ZM160 216H161V217H160ZM169 216H171V215H169ZM183 216H184V215H183ZM183 216H182V217H183ZM205 216H206V215H205ZM258 216H259V215H258ZM63 217H64V216H63ZM66 217H67V216H66ZM140 217H142V216H140ZM178 217H179V216H178ZM5 218H6V217H5ZM144 218H146V215H145ZM263 218H264V217H263ZM263 218H262V219H263ZM63 219H64V218H63ZM136 219H137V218H135V220H136ZM138 219H139V217H138ZM138 219H137V220H138ZM163 219H164V218H163ZM163 219H162V220H163ZM246 219H247V218H246ZM259 219H260V218H259ZM262 219H260V220L263 221L264 219H263V220H262ZM13 220H14V218H13ZM13 220H12V221H13ZM129 220H130V219H129ZM242 220H243V219H242ZM244 220H245V218H244ZM255 220H257V219H255ZM61 221H62V217H61ZM133 221H134V220H133ZM152 221H153V223H151ZM245 221H246V220H245ZM1 222H2V221H1ZM131 222H132V221H131ZM143 222H141L143 227H142L140 224H139V225H140L142 228H148L149 226L146 225V227H145V225H144ZM148 222H149V223H148ZM255 222H256V221H255ZM8 223H10V222H8ZM128 223H129V222H128ZM128 223H127V224H128ZM157 223H158V222H157ZM260 223H261V222H260ZM260 223H258V224H260ZM262 223H263V226L261 225ZM262 223L260 224V226H262V228H264V221H263ZM2 224H3V223H2ZM127 224H126V225L124 224V225H125V226H128ZM13 225H14V224H13ZM246 225H247V224H246ZM0 226H2V225H0ZM3 226H4V224H3ZM121 226H122V224H121ZM147 226H148V227H147ZM113 227H114V226H113ZM137 227H138V226H137ZM114 228H115V227H114ZM119 228H120V227H119ZM150 228H151V227H150ZM155 228H157V227H155ZM214 228H215V227H214ZM233 228H234V227H233ZM248 228H249V226H248ZM107 229H108V228H107ZM110 229H111V228H110ZM110 229H108V231H109ZM116 229H118V228H116ZM123 229H124V228H123ZM123 229H119V230H121V233H119L120 231L116 230L117 232H116V231H112V234H113V232H115V234L117 233L116 235H118V236L121 234L120 237H119V238L121 239V238H123L124 236H126L125 234H126V232L128 231L127 229H125V230H124V231H125V234H123V233H124ZM138 229H139V228H138ZM235 229H236V228H235ZM252 229H253V228H252ZM130 230H133V228L130 229ZM130 230H129V231H130ZM210 230H211V229H210ZM249 230H250V229H249ZM262 230H263V229H262ZM41 231H42V230H41ZM41 231H40V232H41ZM106 231H107V230H106ZM129 231H128V232H129ZM134 231H135V230H134ZM152 231H153V230H152ZM242 231H243V229H242ZM263 231H264V230H263ZM104 232H105V231H104ZM145 232H148V230L145 231ZM244 232H245V231H244ZM257 232H259V231H257ZM110 233H111V232H110ZM136 233H137V232H136ZM158 233H159V232H158ZM158 233H157V235H158ZM160 233H161V232H160ZM248 233H249V232H248ZM248 233H246V234H248ZM122 234H123V237H122ZM132 234H133V232H132ZM139 234H141V233H139ZM153 234H154V232H153ZM206 234H207V233H206ZM215 234H216V233H215ZM110 235H111V234H110ZM130 235H131V233H130ZM155 235H156V234H155ZM213 235H214V234H213ZM228 235H229V234H227L226 237H227ZM234 235H236V234L234 233ZM243 235H244V233H243ZM127 236H128V235H127ZM152 236H153V235H152ZM249 236H250V235H249ZM107 237H108V236H107ZM116 237H117V236H116ZM155 237H156V236H155ZM171 237H172V236H171ZM207 237H208V235H207ZM223 237H224V236H223ZM223 237H222V238H223ZM232 237H234V236H232ZM101 238H102V237H101ZM124 238H125V237H124ZM142 238H143V237H142ZM204 238H205V237H204ZM113 239H114V238H112V241H113ZM158 239H159V238H158ZM168 239H170V238H168ZM206 239H207V238H206ZM208 239H209V238H208ZM213 239H214V238H213ZM228 239H229V238H228ZM238 239H239V238H238ZM249 239H250V238H249ZM103 240H104V239H103ZM139 240H140V239H139ZM160 240H161V239H160ZM164 240H165V239H164ZM216 240H217V239H216ZM240 240H242V239H240ZM243 240H244V239H243ZM20 241H21V240H20ZM93 241H95V240H93ZM107 241H108V240H107ZM112 241H111V242H112ZM197 241H198V240H197ZM212 241H213V240L211 239V240H210V243H212ZM222 241H223V240H222ZM249 241H250V240H249ZM249 241H248V242H249ZM253 241H254V240H253ZM255 241H256V240H255ZM105 242H106V241H105ZM124 242H125V241H124ZM124 242H123V243H124ZM139 242H140V241H139ZM149 242H150V241H149ZM200 242H201V240L199 241V244H200ZM213 242H214V241H213ZM218 242H219V241H218ZM218 242H217V243H218ZM251 242H252V240H251ZM18 243H19V242H18ZM116 243H117V242H116ZM121 243H122V241H121L118 245H119V246L121 245V247H122V244H121ZM208 243H209V242H208ZM210 243H209V244H210ZM214 243H215V242H214ZM220 243H221V242H220ZM225 243H226V242H225ZM103 244H104V242H103ZM156 244H157V243H156ZM162 244H163V243H162ZM201 244H203V243H201ZM218 244H219V243H218ZM218 244H215V245L218 247ZM243 244H244V242H243ZM243 244H242V245H243ZM255 244H256V243H255ZM5 245H6V246H5ZM108 245H109V244H108ZM133 245H134V244H133ZM152 245H155V244H154V243H152L151 245H150V244H147V246H146V248H145V251H143V254H144V255H145V253H146V251H147V252H148V255L151 256V257L149 256L150 258H149V257H146V258H147V260H146V258L144 257V255H143V256H140V255H139V256L142 257V258L144 257V259L140 258L141 261H139V259H136V260H138L140 263H141V262H145V261H146V262H151V264H155V263H156V264H162V263L165 264V263H168V262H169V263H170V262H171V263H174L176 260H177L176 262H178V259H176V258H177V257L179 258L180 256L175 257V259H174V257H171V256H170V257L168 256L169 258H166V257L164 258L163 256H162V258H152V257H153L152 254H154V253L156 252V250H154V251L150 250V248L152 247ZM213 245H214V244H213ZM249 245H250V243H249ZM256 245H257V244H256ZM82 246H84V245H82ZM86 246H87V245H86ZM100 246H101V245H100ZM114 246H115V245H114ZM119 246H118V247H119ZM134 246H135V245H134ZM149 246H150V247H149ZM210 246H211V245H210ZM222 246H223V244H222ZM253 246H254V245H253ZM78 247H79V246H78ZM97 247H98V246H97ZM105 247H106V246H104V248H105ZM115 247H116V246H115ZM118 247L115 248V249H116V250H115L116 253H115V251H114V256L111 257V261H109L110 264H112L113 262H114L115 264H117V263H118V260H119V256H120V261H119L120 263H118V264H121L122 262H123V264H126V263H127V260H129L128 263H132V262H134V264H136V263L138 262V261H136V260H133V259H135V258H138V256H137L136 254L131 253V255H129V254H127V253L123 250V248H119V252H120V250H121V253H123V255H124V252H125V253H126L125 256H129V257H131V258H133V259H131V258L128 259V257H127V258H126L125 256L123 257V255H120V254L118 255V254H117V253H118V250H117ZM157 247H158V246H157ZM162 247H163V246H162ZM162 247H161V248H162ZM194 247H195V246H194ZM198 247H199V246H198ZM198 247H197V249H199ZM227 247H228V246H227ZM79 248H80V247H79ZM104 248H103V249H104ZM106 248H107V247H106ZM111 248H112V247H111ZM155 248H156V247H155ZM202 248H204V247L202 246ZM212 248H213V247H212ZM258 248H259V247H258ZM73 249H74V248H73ZM85 249H86V248H85ZM95 249H96V248H95ZM131 249H132V248H131ZM146 249H147V250H146ZM156 249H158V251H159V250H160V246H159V248H156ZM213 249H214V248H213ZM213 249H211V250H213ZM216 249H217V248H216ZM245 249H246V248H245ZM99 250H101V248H100ZM122 250H123L124 252H123ZM137 250H138V249H137ZM149 250H150V251H149ZM195 250H196V248H195ZM195 250H194V251H195ZM207 250H208V249H207ZM263 250H264V249H263ZM263 250H262V251H263ZM96 251H97V250H96ZM200 251H201V250H200ZM202 251L204 252V249H202ZM209 251H210V250H209ZM216 251H217V250H216ZM244 251H246V250H244ZM247 251H248V250H247ZM2 252H3V253H2ZM72 252H73V251H72ZM97 252H98V251H97ZM130 252H132V251H130ZM134 252H136V251H134ZM203 252H199L198 255H199L200 253H203ZM156 253H158V252H156ZM156 253H155V254H156ZM204 253H206V252H204ZM252 253H254V252H252ZM263 253H264V252H263ZM1 254H2V256H1ZM16 254H17V253H16ZM96 254H97V253H96ZM101 254H102V252H101ZM116 254L118 255V256H117V259H116V256H115ZM163 254H164V253H163ZM178 254L180 255V253H178ZM19 255H20V254H19ZM86 255H87V254H86ZM110 255H111V254H110ZM110 255H109V256H110ZM132 255H133V256H132ZM148 255H147V253H146L145 256H148ZM186 255H187V254H186ZM202 255H203V254H202ZM247 255H248V254H247ZM258 255H259V254L257 253L256 255H253L251 258H252V259L257 258ZM74 256H75V255H74ZM134 256H135V257H134ZM195 256H196V255H195ZM114 257H115V258H114ZM122 257H123V259H124V258L127 259V260H125L126 262H125V261H122V259H121ZM186 257H187V256H186ZM192 257H193V256H192ZM197 257H198V256H197ZM200 257H201V256H200ZM10 258H11V257H10ZM65 258H67V257L65 256ZM65 258H64V259H65ZM71 258H73V257H71ZM71 258H70V259H71ZM101 258H102V256H101ZM104 258H105V257H103V259H104ZM112 258H113L114 260H113ZM148 258H149V259H148ZM151 258H152V259H151ZM163 258H164V259H163ZM171 258H172V259H171ZM184 258H185V257H184ZM242 258H243V257H242ZM263 258H264V257H263ZM12 259H13V258H12ZM67 259H68V258H67ZM90 259H92V261H93V258H89V261L91 262ZM103 259H102V261L99 262L100 264L103 263V261H105V260H103ZM130 259H131V260H130ZM150 259H151L152 261H153V259H154V263H153ZM155 259H156V260H155ZM173 259H174V260H173ZM182 259H183V258H182ZM200 259H201V258H200ZM243 259H244V258H243ZM249 259H250V258H249ZM258 259H259V257H258ZM9 260H11V259H9ZM77 260H78V259H77ZM82 260H83V259H82ZM106 260H107V259H106ZM108 260H110V259H108ZM112 260H113V261H112ZM17 261H18V259H17ZM65 261H66V260H65ZM73 261H74V260H73ZM80 261H81V260H80ZM97 261H98V260H97ZM121 261H122V262H121ZM131 261H132V262H131ZM155 261H156V262H155ZM180 261H181V260H180ZM243 261H244V260H243ZM254 261H256V260H254ZM10 262H12V261H10ZM14 262H15V261H14ZM84 262H85V261H84ZM106 262L108 263V261H106ZM116 262H117V263H116ZM240 262H241V261H240ZM252 262H253V261H252ZM15 263H17V262H15ZM85 263H87V262H85ZM92 263H94V262H92ZM107 263L104 262V264H107ZM109 263H108V264H109ZM114 263H113V264H114ZM171 263H170V264H171ZM8 264H9V262H8ZM17 264H18V263H17ZM28 264H29V263H28ZM31 264H32V263H31ZM33 264H34V263H33ZM132 264H133V263H132ZM141 264H143V263H141ZM199 264H200V262H199ZM237 264H238V263H237Z\"/></svg>","mask_w":264,"mask_h":264}]
</instances>
